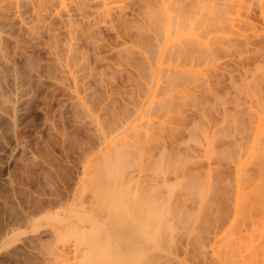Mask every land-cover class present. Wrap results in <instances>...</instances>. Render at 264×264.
Segmentation results:
<instances>
[{"label":"bare ground","instance_id":"bare-ground-1","mask_svg":"<svg viewBox=\"0 0 264 264\" xmlns=\"http://www.w3.org/2000/svg\"><path fill=\"white\" fill-rule=\"evenodd\" d=\"M1 1H3V0H1ZM12 1V0H11ZM10 1V2H11ZM14 1V0H13ZM51 1V0H50ZM53 1V0H52ZM58 0H56L55 2H57ZM60 1V0H59ZM58 1V2H59ZM65 1V0H64ZM71 2L73 1L74 2V0H70ZM76 1V0H75ZM87 2H88V0H86ZM115 1V0H114ZM113 1V2H114ZM132 1V0H131ZM130 0H128V2L126 3V4H128L129 2L130 3H132ZM135 1V0H134ZM137 1V0H136ZM143 1V0H142ZM142 1H140V2H142ZM146 2H147V0H145ZM150 0H148V2H149ZM154 1V2H153ZM156 1V2H155ZM172 1V0H171ZM178 0H176L175 1V3L177 4L178 2H177ZM182 1V0H181ZM185 1V0H184ZM184 1H182V2H184ZM187 1H190V0H187ZM195 1V0H194ZM194 1L193 0H191V2L192 3H194ZM197 1V0H196ZM202 1V0H201ZM204 2H205V0H203ZM209 1V0H208ZM211 1V0H210ZM214 1V0H213ZM217 1V3H218V0H216ZM220 1V0H219ZM222 1V0H221ZM227 1V0H226ZM233 0H229L228 2L232 5V2ZM240 1V0H239ZM242 1V3H243V1L244 0H241ZM241 1L239 2L241 5L240 6H245L246 4H250V2H252L251 0H250V2H249V0L247 1V3L246 2H244L245 4L244 5H242V3H241ZM246 1V0H245ZM260 1V0H259ZM259 1H258V3H259ZM263 1L264 0H261L260 2H262V3H259L260 4V7L259 8H257V9H261V12H260V14L262 15V13L264 14V10H263V8H264V3H263ZM8 2H9V0H8ZM9 2V3H10ZM78 2L79 1H77L76 3H77V5H78ZM85 2V1H84ZM91 2V1H90ZM94 2V1H93ZM99 2V1H98ZM111 2H112V0H111ZM121 2H123V1H121ZM124 2H126V0H124ZM139 1H137V2H133L134 4L135 3H138ZM152 2L154 3V4H156L157 2V5H156V7H158L157 9L158 10H156L155 11V9H154V11H153V6H151L152 4H150V3H148V4H146V6H145V3H144V1H143V5H144V10H143V7H141L142 8V11H145L147 8H148V11H147V14H148V18L146 19V20H150L151 19V21H152V19L153 18H155V16L157 17V16H159V15H161L162 17H164L162 20H164L165 21V19H166V22H167V25H163V24H160L159 23V25H161L160 26V28L163 30V31H161L162 33L161 34H164V29H163V27L164 28H166L167 30L168 29H170V31L168 30V31H166L168 34H169V32H171L172 33V31L174 30V27L173 26H175V25H173V24H170V26H169V16L171 15L170 13H173V12H170L169 10H171L172 8L174 9V7H172L173 5H171L170 6V4L172 3L173 4V2L174 1H172V2H170V0H152ZM191 2H184V3H186V7H187V4H188V6H189V4L191 3ZM200 2V1H199ZM212 2V1H211ZM235 2V1H234ZM237 2V1H236ZM235 2V3H236ZM253 2H255V4H258L257 2H256V0L255 1H253ZM252 2V3H253ZM2 3H4V2H2ZM6 3V2H5ZM4 3V4H5ZM13 3V2H12ZM65 3V2H64ZM81 3H83V1H81ZM81 3H80V5H81ZM89 3V2H88ZM107 2L105 1V4H106ZM108 3H110V1L108 2ZM115 3V2H114ZM179 3H181V2H179ZM183 3V4H184ZM192 3L190 4V7H192L193 5H192ZM196 3V2H195ZM203 3V2H202ZM206 3V2H205ZM205 3H203V6H202V4H197V7L199 6H202L203 8H205L204 7V4ZM223 1H222V5H223ZM251 3V4H252ZM13 4H16L17 5V9H15L13 12H8L7 13V11H5V12H3L4 11V8L3 9H1L2 7H3V5L2 4H0V9L1 10H3V11H1L0 12V159L1 160H4V161H2V163H0V172L1 171H5V177H4V179H3V184L5 185V189H8L7 191L8 192H10V194L11 195H13V197H14V199H16L17 200V203H16V205L18 204V209L19 210H17V207L16 208H14V209H16V210H12L13 209V207H11V205H10V207L12 208V209H10V207L8 208V207H6V205H8V204H2L4 207H6V213H7V215H9V216H14L15 217V219H16V221H17V226H20V225H26V228H27V225H30L31 226V234H30V236H28L27 238L25 237V239H23V240H21V242L20 243H22V242H24L23 244L24 245H26L27 243H31V245L33 244V243H35V245H37L40 241H41V243H45V242H47V241H54L55 243H56V241H58L57 243L59 244V242H61V243H63L62 241H64V243L65 242H69V241H72V242H74V246L75 247H77V249H78V246H81L82 245V247H80V249H78V250H84V252H82L83 253V258H79L80 259V262H77V263H79V264H148V262H145L146 260H145V258H148L149 256L148 255H150V254H148L149 252H147L146 250H148V249H146L145 248V246H144V244H142V242L143 243H145V242H147V245H149L148 243H152V246L150 247V249L151 248H153V249H151L152 250V252L154 251H156V250H159V244H160V242L161 241H205V240H211L212 238V240L213 241H224V242H228V241H230V239H231V242L233 241V236L231 235V236H226L227 238L225 239V234H229V233H225V234H223V236L222 237H224L223 239H220V237H218V236H216L217 234H218V232H220V230L219 231H217L216 230V226H217V224H218V219L220 218V217H218V219H216V217H215V213H217V212H213L212 214L214 215V217H215V219L214 218H212L213 216L211 215V218L213 219V221H211L212 219L210 218L209 219V217L206 219L208 222H209V224H208V222H203L204 221V219H205V217H206V215H204L203 214V216H205V217H203L202 216V213H204L205 211L206 212H208L207 210H211V208H213L214 207V203L215 204H218V196H217V198H216V196L214 197V198H216L217 199V203L214 201H212L213 203H212V205L213 206H211V204H210V208H209V204L208 203H206V202H203V200H204V197L205 196H208V194H209V196L210 197H212V195H216L215 193H217V191H216V189H214L216 192H212L211 190H212V188H211V184H213V181H212V179H211V184L210 185H208V183H209V179L207 180L208 181V183L206 184V185H208L209 186V189L208 188H206V189H208V193L206 192V194L207 195H205V193H204V197H201L202 198V202L205 204V206H201V205H203V203L202 204H199L198 206H200L199 208H202V207H204V208H206L207 210H203V211H201L202 213H201V215L199 214V212L198 211H200V209L198 210L197 209V207H196V199L198 198L199 199V201H200V196H195L196 197V199L194 198V197H192V198H194L195 199V201H190L191 200V198L188 196V195H190V196H192V194L194 193V191L193 190H195V192H198V195H200L199 194V191L200 190H202V192H203V189H200V187L198 186V183L201 181L202 182V178H201V176H200V181H198V179H197V177H199V176H194V171L196 170V169H194L193 171H192V169H191V171H192V173H193V176L195 177V178H193V176H192V179H191V176H188V175H190V174H188V173H191V172H189V171H187V172H185V171H183L185 168H186V166H188V164L191 162L192 163V161H190L187 165H185V168H184V160L186 159V158H184V160H183V157L184 156H186L188 153V155L190 156V154L192 153V151H191V153L190 152H188V153H186V150H185V154H184V152L183 153H181V151H183V150H180L181 148H179V147H181V146H179V147H177L176 145H175V143L173 144L174 146H176L177 147V149L178 150H180V153L181 154H183L184 156L180 159V160H183V167H181V168H183V170L180 168V166H179V168L177 167V168H175L176 166H177V164H179L178 163V160H179V156L181 157V155H179V153H178V156H177V158L176 159H178L177 161H176V159H175V161H176V163H174V162H172V163H170L171 162V160H170V162L168 161L170 158H168V160H167V158H164L163 156H164V153H166L167 152V155H169L168 153H169V151H166L165 152V150H163V153H162V151H160V149L159 148H161V146H159V148L157 149L158 151H160L161 152V154H163V156L161 155V160L163 161V159H165V160H167L166 161V163L168 162L169 163V166L171 165V164H173V165H171L172 167L175 165V170L176 169H181V174H180V177L181 178H183V180H187V181H178V179H179V173H178V171H180V170H176L177 171V173L174 171H172L173 172V174L172 175H174V176H172V175H170L169 176V178L170 177H172V179H173V177H175L173 180H174V182H173V184H171L172 183V181H169V182H171V183H168L167 181L168 180H170L169 178H166L165 177V173L164 172H167V174L169 175V172L172 170V168L171 167H169V166H167L168 165V163L167 164H165V161L164 162H161L160 161V163H158V165L159 164H165V166H162L161 165V169L159 168V170H158V168H157V170L158 171H156V175H157V178H162L161 180L159 179V182L160 181H162L163 182V184H161V182L159 183V182H157L158 181V179H157V181H155V182H157V183H155V184H157L156 185V187L153 185V187L155 188L154 189V191H153V188L151 187V189H152V193H154L155 191V193L156 194H152V196H151V194H150V192L149 191H147V192H149L148 194H149V196H151L152 198H153V201L151 200V199H149V196H148V194H147V199L146 200H148V201H152V204H151V207L149 208L150 210H146V213L144 214V215H142V213H144V211H139V215L141 214L142 216H140L141 218H137L136 216L138 215V214H136L137 213V211H131V210H133V207H131V204H132V199L130 200V198H132V197H136L137 198V193H139V190L137 191V189H136V187H135V189H136V191H137V193H134V194H136V195H134L133 193L132 194H130V192H132L133 191V189H134V187H132L131 188V186H130V184L129 183H127V185H126V187H123V185L124 184H126L125 182H123L124 184L122 185V179L124 178H127V177H125L124 175L125 174H122V173H126L127 171L128 172H130L129 170H130V168H129V170H127V171H125L124 169L127 167V165H126V163L128 162V159H130L129 161H130V163H132V161H133V159H136L137 158V156H136V154H134V153H138L139 154V152H136L137 150H138V148H144V147H141V145L140 146H135V145H138V141L136 142V143H134V145H129V143H128V148H127V146H126V142H129V141H132L131 143L133 144V140L131 139V140H129L128 139V141L127 140H125L122 136H121V128H122V126H124L123 125V123L125 124V122H123L122 123V120L123 119H125L126 117L124 116V118H123V114L125 113V115L127 116V115H129V114H126V113H128L127 111L125 112V109H127V108H125V106L127 105V104H125V106L123 105V103H125V102H123V100H125L126 102L129 100H126V99H124V98H122L123 97V93L125 92V89H126V87H122L124 84V79H121V77L122 78H124L123 77V73L125 72L126 73V71H127V73H128V70L130 71V69H128V70H126V68L125 67H122V65H123V61H125L126 59H123V58H125L124 57V55H123V53H125L126 51L125 50H123V49H125V48H122V46H121V48L122 49H120L119 48V46L121 45L119 42V40H121V38L119 39V34H116L117 36H114V37H117V38H114L115 40V42H117V41H119L118 43L120 44H118V45H116V43L114 42V44L116 45V46H118V48L120 49H116V46H112L111 45V48L112 47H114L115 48V50L112 48V50L110 49V44L108 45V44H106L107 46H109L107 49H110L108 52H110V55L112 54V56L111 57H113V59H111V60H108V57H109V54L107 53V59H106V56L104 55V54H106V53H102V51H103V49H105V46L103 45V44H105V43H108L109 41L108 40H103V36L101 35V31L99 30V28L101 29V27L100 26H98V25H100V24H102L103 26H104V23H105V25H106V21H107V18L105 17H102V15H101V17H102V19H100V18H98L97 17V15L95 16V17H90L89 18V16L87 15V8L88 7H90L89 5H88V7L86 6V4H84L85 6H79L78 7V9H77V12H79L78 14H73V12L72 11H70V9L68 10V8L66 9V8H64V12H63V15H61L62 13L61 12H59V10L57 11V10H55V9H57L56 8V4L54 3V2H49L48 0H44V1H36V0H22V1H18L17 3H13ZM73 4H75V2L73 3ZM98 5H99V3H97ZM102 4H104V3H102ZM112 4V3H111ZM110 4V5H111ZM119 4V3H118ZM117 4V5H118ZM122 4H124V3H122ZM125 4V5H126ZM139 5H141L140 3H138ZM182 4V6H184ZM207 4V3H206ZM211 4V3H210ZM216 4V3H215ZM226 3H224V5H225ZM230 4H226V6L227 7H230L229 5ZM2 5V6H1ZM6 5V4H5ZM7 5H8V3H7ZM10 5V4H9ZM9 5H8V7H9ZM12 5V4H11ZM69 5H71V4H68V6ZM76 5V4H75ZM114 5V4H113ZM130 5V4H129ZM138 5V6H139ZM175 5V4H174ZM179 5V4H178ZM181 5V4H180ZM196 5V4H195ZM195 5L193 6V7H195ZM208 5H209V3H208ZM212 6H213V4H211ZM219 7L218 8H220V2H219ZM235 5V4H234ZM237 5V4H236ZM235 5V6H236ZM239 5V4H238ZM14 6V5H13ZM12 6V7H13ZM59 6H60V4H59ZM63 6V5H62ZM61 6V7H62ZM74 6V5H73ZM107 6H109V5H107ZM123 7H125L124 5H122ZM132 6L133 5H131V8H132ZM135 6H136V4H135ZM169 6L170 7H172L171 9L169 8ZM177 6V5H176ZM182 6H179V8L180 7H182ZM210 6V5H209ZM215 6V5H214ZM225 6V7H226ZM235 6H231V8L232 7H235ZM247 6V5H246ZM245 6V7H246ZM248 6H250V5H248ZM247 6V7H248ZM253 6V5H252ZM8 7H7V9H8ZM11 7V6H10ZM11 7V8H12ZM64 7V6H63ZM66 7H67V5H66ZM120 7H121V4H120ZM128 7V6H127ZM137 7V6H136ZM135 7V8H136ZM147 7V8H146ZM155 7V6H154ZM155 7V8H156ZM186 7H182L181 9H182V11H183V9L184 8H186ZM190 7H189V10H188V12L190 11V10H192V9H190ZM208 7V6H207ZM226 7V8H227ZM11 8H9V9H11ZM71 8V7H70ZM111 8V7H110ZM110 8H108L107 7V11H108V9H110ZM126 8V7H125ZM150 8V9H149ZM188 8V7H187ZM201 8V7H200ZM202 8V9H203ZM214 9L215 8H217V7H213ZM217 8V9H218ZM225 8V9H226ZM231 8L229 9V11L228 10H226V13L227 14H229L230 13V16L232 17V12L231 11H233V10H231ZM235 8H237V7H235ZM239 8V7H238ZM241 8V7H240ZM249 8H251V10L250 11H257V10H252V7L250 6ZM253 8H254V6H253ZM256 8V7H255ZM13 9V8H12ZM61 9V8H60ZM63 9V8H62ZM62 9L60 10V11H62ZM73 9V8H72ZM102 9H105L104 7L102 8ZM101 9V12L102 11H104L105 12V10H102ZM117 9V8H116ZM130 9V8H129ZM138 9V8H137ZM172 9V10H173ZM202 9H201V11H199V14L201 13V14H203L202 13ZM208 9V8H207ZM220 9H222V7L220 8ZM220 9H219V11H220ZM228 9V8H227ZM6 10V9H5ZM113 10V9H112ZM115 10V9H114ZM120 10V12L118 13V19L120 18V19H122L123 17H125L124 15L122 16V12H124L125 13V11H127V10H125V9H123V10H121V9H119ZM134 10V9H133ZM139 10V9H138ZM174 10H176V9H174ZM178 10V9H177ZM184 10H186V9H184ZM198 10V9H197ZM211 10H213V9H211L210 8V11H206V9H205V11H206V13H208V15L209 16H213L214 18L216 17V18H218V16L219 15H217L216 14V16H214L212 13H214V11L213 12H211ZM224 10V9H223ZM242 10H247L246 12H248L249 11V9H243V8H241V10H239V11H242ZM9 11V10H8ZM93 11V10H92ZM131 11V10H130ZM129 11V13H132V12H130ZM141 10H139V13L138 14H141V12H140ZM179 11V10H178ZM193 12H194V10H192ZM204 11V12H205ZM238 11V12H239ZM244 11H242L241 12V14L242 13H244ZM100 12V11H99ZM111 12V11H110ZM180 12H181V10H180ZM179 12V13H180ZM184 12V11H183ZM195 12H196V10H195ZM198 12V11H197ZM197 12H196V14H197ZM216 13H217V11H215ZM221 12V11H220ZM219 12V13H220ZM223 12V11H222ZM229 12V13H228ZM74 13H76V12H74ZM95 13V12H94ZM109 13V12H108ZM113 13H115V12H113ZM135 13V12H134ZM137 13V12H136ZM145 13H146V11L145 12H142V15L144 16L145 15ZM158 13V14H157ZM190 13V12H189ZM189 13H188V15H189ZM205 13V14H206ZM225 13V14H226ZM234 13V12H233ZM255 13V12H254ZM93 14V13H92ZM98 14V13H97ZM102 14H103V12H102ZM110 14H112V12L111 13H109V15ZM127 14V13H126ZM157 14V15H156ZM184 15L183 16H186V18H188L187 20L189 21V22H191L192 21V19H190L189 20V17H187V14H186V12L185 13H183ZM193 14V13H192ZM223 14V13H222ZM232 14V15H231ZM240 13H238V15H239ZM240 14V15H241ZM247 14V13H246ZM246 14H244V15H246ZM250 14H252V13H248V16H249V18H245V19H251L250 18ZM114 15V14H113ZM136 15L137 14H135V17L134 16H132V14H131V16L132 17H134V18H136ZM141 15V16H142ZM177 15V14H176ZM190 15H191V13H190ZM207 15V14H206ZM220 15H221V13H220ZM239 15V16H240ZM252 15H254L255 16V14H252ZM257 15V14H256ZM100 16V15H99ZM104 16H105V14H104ZM108 16V15H107ZM111 16V15H110ZM129 16V15H128ZM138 16V15H137ZM143 16H142V19H144V18H146V16H144V18H143ZM172 16V19L173 20H175L174 18H173V16L175 17V14L174 15H171ZM171 16H170V19H171ZM192 16V15H191ZM190 16V17H191ZM199 16V15H198ZM236 16V15H235ZM239 16H238V18H239ZM258 16V15H257ZM260 16V15H259ZM139 18H141L140 16H138ZM137 17V18H138ZM149 17H151L150 19H149ZM180 17H182V15H180ZM194 17H196V18H194ZM204 17V16H203ZM223 17H225V19H226V17H227V19L229 18L228 16H222V18ZM230 17V18H231ZM241 17V16H240ZM244 17V16H243ZM243 17H241V18H243ZM252 17V16H251ZM263 17V16H262ZM110 19H112L111 17H109ZM126 18V17H125ZM131 18V17H130ZM133 18V19H134ZM176 18V20H177V16L175 17ZM179 18V17H178ZM182 18H185V17H182ZM193 21H195L196 20V22L199 20V18L197 17V16H194L193 15ZM202 18V17H201ZM201 18H200V20H201ZM206 18V17H205ZM209 19H210V17H208ZM212 18V17H211ZM219 18H220V16H219ZM218 18V19H219ZM105 19H106V21H105ZM124 19V18H123ZM123 19H122V22H124L123 21ZM129 19V18H128ZM132 19V18H131ZM141 19V20H142ZM155 19H157V18H155ZM180 19L181 18H179V22L177 23L176 22V20H175V22H174V24L175 23H177V24H179L180 25ZM218 19H216L217 21H215V22H217L218 23ZM224 18L222 19L223 20V24H228L229 26H230V24L232 23V22H230L229 21V19H228V23H227V21L225 22L224 20H225ZM254 19V18H253ZM256 19V18H255ZM261 19V18H260ZM109 20V19H108ZM116 20V19H115ZM136 20V19H135ZM134 20V21H135ZM145 20V19H144ZM154 20V19H153ZM158 20V19H157ZM157 20H155V21H153V22H156ZM185 20V19H184ZM203 20H205V19H203ZM212 20V19H211ZM210 20V21H211ZM230 20H232V19H230ZM238 20V19H237ZM236 20V21H237ZM242 20V19H241ZM244 20V19H243ZM252 20V19H251ZM263 20V19H262ZM118 21V20H117ZM129 22H130V20H128ZM137 21V20H136ZM163 21V22H164ZM183 21V20H182ZM202 21V20H201ZM200 21V22H201ZM220 21H221V19H220ZM246 21V20H245ZM255 21V20H254ZM264 21V20H263ZM262 21V22H263ZM111 22H113V21H111ZM119 22H121V21H119ZM121 22V23H122ZM126 22V21H125ZM124 22V23H125ZM133 22V21H132ZM138 22V21H137ZM141 22V21H140ZM147 22V21H146ZM146 22H144V24L146 23ZM150 22V21H149ZM148 22V23H149ZM160 22L162 23V21H161V19H160ZM187 22V21H186ZM186 22H184V23H186ZM200 22H198V23H200ZM242 22H244V21H242ZM252 22V24H253V26H255V25H257V24H255L254 25V23H253V21H251ZM250 20H249V22L247 21L246 23H248V25H250ZM118 23V22H117ZM127 23L128 22H126V28H133V27H130L129 25H127ZM135 23V22H134ZM139 23V22H138ZM137 23V24H138ZM143 23V22H142ZM142 23L140 24L139 23V26L141 25L142 26ZM152 23V22H151ZM151 23H149V24H151ZM156 23H158V22H156ZM165 23V22H164ZM170 23H172V20H171V22ZM184 23H183V26H184ZM192 23H194V22H192ZM198 23H196V24H198ZM205 23H208L207 21L205 22ZM211 23H213V22H211ZM221 23V22H220ZM238 23H239V20H238ZM237 23V24H238ZM256 23V22H255ZM264 23V22H263ZM120 23H118V27L120 26L121 27V29H122V26L124 25H122V24H120ZM129 24V23H128ZM136 24V23H135ZM149 24H147V25H149ZM154 25H157V26H155V28H159V25L158 24H155V23H153ZM182 24V23H181ZM189 25V23L187 22L186 23V26H188ZM209 24V23H208ZM223 24L221 25L222 27H223ZM240 24H241V22L238 24L239 25V27H240V30H241V26H240ZM112 25H113V23H112ZM122 25V26H121ZM133 25V24H132ZM163 25V26H162ZM172 25V26H171ZM192 25H193V27H192ZM191 25V27H192V30H194L195 28V23L194 24H192ZM199 25V24H198ZM205 25H207V24H205ZM211 25V24H210ZM212 25H214V24H212ZM232 25H235V23H233ZM248 25H246V26H248ZM261 25V24H260ZM107 27H108V25H106ZM111 26V25H110ZM129 26V27H128ZM134 26V25H133ZM136 27H137V25H135ZM145 26H146V24H145ZM152 26V24L149 26L150 27V29H152V28H154V26L153 27H151ZM177 26V25H176ZM200 26H201V28H202V25L200 24ZM209 26V25H208ZM225 26V25H224ZM227 26V25H226ZM243 26H245V24L243 25ZM105 27V26H104ZM103 27V28H104ZM106 27V29H108ZM123 27H125V26H123ZM135 27V28H136ZM170 27V28H169ZM180 27V26H179ZM178 26L177 27H175V30L173 31L174 33H175V36L177 35V33L179 34L180 33V31H181V33L183 32V31H186L188 28H189V26H188V28L186 29V30H183L184 28L182 27V25H181V30L180 29H178L177 30V28H179ZM198 27V26H197ZM196 27V31H193V32H198V30H199V27L197 28ZM217 27V30H214L215 28ZM214 29H213V26L211 27V28H209V29H212L213 31H219V29H220V31H221V27L219 26V23H218V26H216ZM231 27V26H230ZM238 27V26H237ZM239 27L236 29V27H234V29H236V30H238L239 29ZM250 26H248V28H249ZM113 28V27H112ZM114 28H115V25H114ZM113 28V29H114ZM138 28V27H137ZM142 28H146L147 29V26L146 27H142ZM154 28V29H155ZM201 28H200V30H201ZM205 28H206V26H205ZM225 28H227V27H225ZM224 28V29H225ZM248 28H244V27H242V29H245V30H247ZM112 29V30H113ZM116 29V28H115ZM114 29V30H115ZM120 29V30H121ZM150 29H147V30H150ZM165 29V30H166ZM207 29V28H206ZM223 29V30H224ZM229 29V28H228ZM233 29V27H231V32L233 33V31H234V33L233 34H235V32H236V30H232ZM250 30H252L251 29V27L249 28ZM113 30V31H114ZM119 30V29H118ZM124 30V29H123ZM122 30V31H123ZM126 30V29H125ZM131 30V29H130ZM136 30L137 29H135L134 31L136 32ZM147 30H145V31H147ZM153 30V29H152ZM158 30V29H157ZM160 30V29H159ZM158 30V31H159ZM172 30V31H171ZM178 31V32H175V31ZM180 30V31H179ZM191 30V29H190ZM205 30V29H204ZM211 30V33L213 32ZM261 30V29H260ZM264 30V29H263ZM263 30H261V31H263ZM140 31H143L142 29L140 30ZM158 31H157V33H158ZM202 31V30H201ZM219 31V32H220ZM227 31V30H226ZM229 31V30H228ZM227 31V32H228ZM242 31V30H241ZM241 31H240V33H241ZM102 32H103V30H102ZM110 32V31H109ZM115 32V31H114ZM113 32V33H114ZM130 31H128V33H129ZM133 32V31H132ZM155 32H156V30H155ZM160 32V31H159ZM190 32H192V31H190ZM200 32V31H199ZM209 32V30L205 33V32H201L200 33V35H201V38H206V36L205 35H207V33ZM223 32V31H222ZM224 32H225V30H224ZM231 32H228V34H225V37H226V35H230L229 37L227 36V38H231V35H232V33ZM246 32H249V30L248 31H246ZM252 32H253V30H252ZM255 32H256V35H255V39L257 38V34H259L256 30H255ZM116 33H118V31L116 32ZM123 34L125 33V32H122ZM131 33V32H130ZM134 33V32H133ZM137 33H138V35L140 34L141 35V33L140 32H138L137 31ZM142 33H144V32H142ZM149 34H150V32H148ZM147 33V34H148ZM153 33H154V31H153ZM152 33V35L150 34L149 36L152 38V36L153 35H156V34H153ZM203 33L205 34V35H203ZM216 33V32H215ZM215 33H214V35H215ZM230 33V34H229ZM250 33V32H249ZM249 33H247V34H249ZM103 34V33H102ZM125 34H127V32L125 33ZM145 34H146V32H145ZM144 34V35H145ZM160 34V33H159ZM219 34H221V33H219ZM247 34H246V36L244 35V34H241V35H244V40H243V36H241L240 34H239V30L237 31V36L238 35H240V36H238V37H241V38H239L240 40H243L244 42H245V37H248L247 36ZM253 34V33H252ZM261 34V33H260ZM259 34V35H260ZM263 35H264V33H262ZM262 34L260 35V36H262ZM115 35V34H114ZM122 35V34H121ZM129 35V34H128ZM133 36H134V34H132ZM143 35V36H144ZM165 36H166V34H164ZM174 34L172 33V34H169V37L170 36H172V37H174L173 36ZM190 35V36H189ZM189 35H186L187 37V42L190 40V39H194L195 41H197L196 40V38H195V36H193L192 34H189ZM191 35L193 36V37H191ZM200 35H197V36H199V38H200ZM202 35H203V37H202ZM208 35H210V34H208ZM208 35H207V37H208ZM223 35V34H222ZM250 35L251 34H249V37H250ZM254 35V34H253ZM258 35V36H259ZM132 36V37H133ZM159 36V35H158ZM168 36V35H167ZM180 36H182L181 34H180ZM188 36L190 37V38H188ZM205 36V37H204ZM211 36V35H210ZM209 36V38H211ZM252 36V35H251ZM259 36V37H260ZM122 37V36H121ZM136 37V36H135ZM142 37V36H141ZM162 37H164V36H162ZM162 37H159V38H162ZM168 37V38H169ZM184 38H185V36H183ZM182 37V38H183ZM223 37V36H222ZM224 37V39H222L221 37L219 38V36L217 35V37H214L213 36V40H214V38H219L220 40L219 41H217V42H221V41H223V40H227V38H225ZM238 37H234V35H233V37L232 38H238ZM263 37V36H262ZM262 37H260V38H262ZM108 38V37H107ZM110 38V37H109ZM112 38V37H111ZM155 38V37H154ZM159 38H157L156 37V39H158V42H160V40H159ZM168 38H166L167 40H168ZM209 38H208V41L210 42V46H208V41L206 42L207 43V46L211 49V43L213 42H211V40H209ZM251 38V37H250ZM254 38H252V39H254ZM117 39V40H116ZM126 39V38H125ZM133 39V38H132ZM135 39V38H134ZM133 39V40H134ZM138 39V38H137ZM140 39V38H139ZM139 39H138V41H139ZM144 39V38H143ZM145 39H147L146 40V42L148 41V38H145ZM170 39V38H169ZM172 39V38H171ZM197 39H198V37H197ZM222 39V40H221ZM251 39V40H252ZM263 39V38H262ZM110 40V39H109ZM127 40H128V38H127ZM133 40H132V42H133ZM153 40V39H152ZM162 40H163V38H162ZM182 40H184V39H182ZM182 40H180V41H182ZM202 40H204V39H202ZM207 40V39H206ZM229 40V39H228ZM228 40H227V42H228ZM231 40H233V39H231ZM237 40V39H236ZM247 40H249V38H247L246 39V41ZM251 40H249V42L251 41ZM104 41H107V42H104ZM126 41V40H125ZM124 41V42H125ZM140 41H141V39H140ZM140 41H139V43H140ZM143 41V40H142ZM154 41V40H153ZM152 41V42H153ZM185 41V40H184ZM192 41V40H191ZM189 42V44L191 45V43L192 42H194V41H192V42ZM216 41V40H215ZM214 41V42H215ZM257 41H259V39L257 40ZM255 42V43H257V44H259L258 42ZM104 42V43H103ZM130 42V41H129ZM149 42V41H148ZM151 41H150V43H147L148 45H150L151 43H152ZM162 42V41H161ZM160 42V43H161ZM198 42H199V40H198ZM197 42V43H198ZM216 42V43H217ZM227 42H225V45L227 46ZM237 44H239V41L237 40ZM111 43H112V41H111ZM123 43V42H122ZM128 43V42H127ZM139 43L137 42L136 44H138V46H136V47H139L140 48V50H142V48L144 47V46H146V45H143V47L141 48V46H142V44H140L139 45ZM143 43V42H142ZM155 43V42H154ZM154 43H152L153 45H154ZM174 43V42H173ZM173 43H171L172 45H173ZM182 44H183V42H181ZM180 43V44H181ZM202 43V42H201ZM200 42H199V45L201 44ZM206 43H204V44H206ZM216 43L214 44V46L216 45ZM223 43V42H222ZM227 43V44H226ZM230 43H232V42H230ZM235 43H236V41H235ZM247 43V42H246ZM245 43V44H246ZM250 43H252V42H250ZM254 43V44H255ZM261 43V42H260ZM113 44V43H112ZM126 44V43H125ZM150 45V48H151V46H153V45ZM170 44V45H171ZM175 44H177V45H179L178 44V42H175ZM188 44V43H187ZM188 44V45H189ZM193 44V43H192ZM194 44H196V43H194ZM193 44V45H194ZM224 44V43H223ZM223 44H221L220 43V45H223ZM237 44H235L236 45V48H237ZM242 44V43H241ZM240 44V45H241ZM247 44H249V43H247ZM253 44V43H252ZM123 45V44H122ZM146 46V48L147 47H149V46ZM171 45V46H172ZM176 45V46H177ZM186 46V48L188 49L189 48V46ZM196 45H198V44H196ZM202 45V44H201ZM212 45H213V43H212ZM218 45H219V43H218ZM218 45H216L217 46V48L218 47H220V46H218ZM232 45H234V44H231L230 45V47L232 48V52H233V48L235 49V47H233ZM261 45V44H260ZM106 46V47H107ZM127 46V45H126ZM155 49L157 48V45H156V43H155ZM169 46V45H168ZM175 46V45H174ZM183 46H185V43H184V45ZM192 46V45H191ZM225 46V47H226ZM251 44H250V48H251ZM128 47V46H127ZM126 47V48H127ZM154 47V46H153ZM170 47V46H169ZM180 47V46H179ZM201 47V46H200ZM222 47V46H221ZM221 47L219 48V49H217L218 50V52H226V49L225 48H223V49H225V50H223V49H221ZM228 47V46H227ZM242 47H245V45L243 46V44H242ZM240 48V49H242L243 50V48ZM248 47V46H247ZM246 47V48H247ZM252 47H254V46H252ZM261 48L262 47H264V46H260ZM132 48V47H131ZM145 48V47H144ZM145 48V49H146ZM184 48V47H183ZM192 48V47H191ZM190 48V49H191ZM204 48V46L203 47H201V49H203ZM209 48L207 49L208 51H209ZM245 48V50H246V52H247V49ZM249 48V47H248ZM107 49H105V51H107ZM128 49H129V47H128ZM144 49V50H145ZM153 48H151V50H152ZM153 50V51H156V50ZM173 49V48H172ZM175 49V48H174ZM180 49H181V47H180ZM179 49V51L181 52V50ZM195 49V50H194ZM196 47L195 46H193V48L191 49L192 50V53H193V51L195 52L196 51ZM200 49V48H199ZM199 49H197V51L199 50ZM205 48H204V50H206ZM216 49L214 48V50L216 51ZM252 49H256V46H255V48H251V51L253 52V50ZM259 48H258V46H257V49L256 50H258ZM264 49V48H263ZM262 49V50H263ZM124 51L123 53H122V51ZM133 51V50H135V49H129L128 50V52L129 51ZM137 50V49H136ZM135 50V51H136ZM146 50H148L149 51V49H146ZM166 50H167V47H166ZM184 50H185V48H184ZM183 50V52L185 53V51ZM204 50H200V51H204ZM213 50V47H212V52L214 51ZM231 51V49L229 48L228 50H227V52L228 51ZM238 50V51H237ZM237 50L235 49V51H234V53H233V55H234V57L235 56H237V55H239V54H237L238 52H239V46H238V48H237ZM261 50V51H262ZM138 51V50H137ZM153 51H151L150 52V54L151 55H153L154 53H153ZM170 51V50H169ZM173 51V50H172ZM176 51H178V49L176 50ZM199 51V52H200ZM229 51V52H230ZM244 51V50H243ZM248 51H250V49L248 50ZM250 51V52H251ZM260 53H261V55H262V52L260 51V49L258 50ZM264 51V50H263ZM157 52V51H156ZM173 52H175V51H173ZM172 52V53H173ZM180 52L178 53L179 55H182L183 57L181 58V59H183V61H184V58H185V60L187 59V54L185 55L184 53L183 54H180ZM190 51H188V53H189ZM206 52V51H205ZM205 52H204V54H205ZM218 52H215V54H217ZM250 52H247V53H250ZM256 52V51H255ZM258 52V53H259ZM131 53V52H130ZM133 53H135V52H133ZM132 53V54H133ZM144 53H145V51H144ZM149 53V52H148ZM148 53H146L147 54V57H148V55H150V54H148ZM165 53V52H164ZM172 53H171V56H172V58L175 60L176 59V53H174L173 55H175V58L173 57V55H172ZM187 53V52H186ZM202 53V52H201ZM210 53V52H209ZM235 53L237 54V55H235ZM240 53V56H242V54H241V52H239ZM257 53V52H256ZM255 53V55H257ZM260 53H259V55H260ZM139 54H141V53H136V56L137 57H139V58H137V59H140V55ZM177 54V55H178ZM200 54V53H199ZM203 54V55H204ZM213 54V53H212ZM225 53H223V56H225L224 55ZM232 54V53H231ZM253 54V53H252ZM252 54H250L251 55V57L250 58H252V56H253V58H255L256 56L255 55H252ZM126 55V54H125ZM129 55H131V54H128V56ZM135 55V54H134ZM150 55V56H151ZM155 55V54H154ZM191 55V54H190ZM194 55L196 56L194 59H198L199 58V56H198V52L197 53H194ZM193 55V56H194ZM201 55V54H200ZM203 55L201 56V57H203ZM207 55H208V53H207ZM211 55V54H210ZM214 55V54H213ZM229 56H231L230 55V53L228 54ZM232 55V56H233ZM243 55H244V53H243ZM249 55V54H248ZM249 55V56H250ZM258 55V56H259ZM260 55V56H261ZM43 56V57H42ZM127 56V57H128ZM136 56H135V58H136ZM169 56H170V54H169ZM198 56V57H197ZM226 56H227V54H226ZM225 56V57H226ZM240 56H237L238 58L240 57ZM255 56V57H254ZM259 56V58H261ZM264 56V55H263ZM14 57H16V58H14ZM141 57H143V55L141 56ZM145 57H146V55H145ZM152 57V56H151ZM150 57V58H151ZM164 59H163V61H165V59H166V56H165V54H164ZM178 58L176 59L177 60V65H179V64H182V62L179 60V56H177ZM192 57V56H191ZM218 57V56H217ZM216 56H215V58H217ZM244 57H246V55H244ZM248 57V56H247ZM246 57V58H247ZM13 58L15 59V60H13ZM131 58V56L129 57V59ZM135 58H134V60H135ZM150 58H148L149 60H150ZM153 58V57H152ZM171 58V57H170ZM193 58V57H192ZM204 58V57H203ZM213 58H214V56H213ZM214 58V59H215ZM233 58V57H232ZM236 58V57H235ZM235 58H233V59H235ZM247 59V61L249 62V60L251 61L252 60V62H253V58L252 59ZM264 58V57H263ZM262 58V59H263ZM20 61L19 63L18 62H15L14 63V61ZM142 59H144V57L142 58ZM168 59V58H167ZM189 59V58H188ZM188 59L186 60L187 62H188ZM208 60L207 62H209V60H211V59H208V57L206 56L205 57V59H203L204 61L205 60ZM218 59V58H217ZM226 61H228L229 59L226 57ZM245 59V58H244ZM243 59V60H244ZM257 59V58H256ZM109 61V63H111L112 64V62H113V64H112V68L108 65L109 63L107 62V61ZM113 60V61H112ZM128 60V59H127ZM130 60H132V58L130 59ZM154 60V59H153ZM170 60V59H169ZM174 60H171L172 62L174 61ZM190 60L192 61V62H195V61H193L191 58H190ZM200 60V61H199ZM220 60V59H219ZM231 60V59H230ZM259 60V59H258ZM111 61V62H110ZM139 60H136V62L135 63H133V64H139L140 63V65L139 66H141V62L143 61H141V62H138ZM166 61H168V60H166ZM190 61V62H191ZM198 62H201V58H199L198 60H197ZM212 61V60H211ZM217 61V60H216ZM221 61V63L223 64V61H224V59L223 60H220ZM239 61H240V63H242V59L240 58L239 59ZM254 61H256V60H254ZM263 61H264V59H263ZM262 61V62H263ZM132 62H133V60H132ZM144 62H146V61H143L142 63L143 64H145ZM151 62V61H150ZM153 62V61H152ZM151 62V63H152ZM230 61H228V63H229ZM258 62H260V61H258ZM16 63H18V64H16ZM160 63H163V62H160ZM168 64H169V61L167 62ZM166 63V64H167ZM175 63V62H174ZM176 63L174 64V65H176ZM214 63H216L215 61H214ZM231 63V66H233L232 65V63L234 64V60H233V62L231 61L230 62ZM243 63H245V65H247L246 64V62H243ZM250 64H251V62H249ZM248 63V64H249ZM124 64H126L125 62H124ZM165 64V63H164ZM184 64H186V62L184 61L183 62V65ZM193 64V63H192ZM197 62H196V66H197ZM201 64H203V61L201 62ZM207 64V63H206ZM206 64H203V65H206ZM208 64H212V66L214 65L213 63H208ZM207 64V65H208ZM260 64V63H259ZM258 64V65H259ZM131 65H132V63H131ZM147 65V64H146ZM145 65V66H146ZM154 65V64H153ZM152 65V66H153ZM161 65V64H160ZM216 65H220L221 66V64H219V63H217V64H215V66H214V68L215 67H217V70H218V66H216ZM224 65V64H223ZM228 66H229V64H227ZM235 65H237V64H234V67H235ZM239 65V64H238ZM243 65V64H242ZM260 65H264V62H263V64L261 63ZM125 66V65H124ZM127 66V65H126ZM128 66H130V65H128ZM145 66H141V68H144ZM179 66H182V65H179ZM185 66V65H184ZM186 66H189V62H188V65H186ZM192 66V65H191ZM191 66H189V67H191ZM198 66H199V64H198ZM219 66V67H220ZM137 69H138V71H139V69H141L140 67L138 68V66H135ZM147 67V66H146ZM193 67H195L194 65H193ZM200 67V66H199ZM225 67V66H224ZM237 67V66H236ZM257 67V66H256ZM264 67V66H263ZM122 68H125L124 70H126V71H124ZM129 68H133V66H131V67H129ZM192 68V67H191ZM213 68V67H212ZM229 68V67H228ZM134 69V68H133ZM137 69H136V72H138L137 71ZM147 69V68H146ZM149 67H148V71L147 72H149ZM165 71H166V69L165 68H163ZM189 69V68H188ZM207 69H208V67H207ZM216 69V68H215ZM225 69H226V67H225ZM224 68L222 69V71L223 70H225ZM231 69H233L232 67H231ZM231 69H229V71L231 70ZM132 70V69H131ZM142 70V69H141ZM160 70H162V68L160 69ZM163 70V72L162 71H159V72H161V74L163 75L164 73H165V71ZM179 69H177V71H178ZM185 70L186 69H184V72H185ZM202 70H205L206 71V69L204 68V69H202ZM202 70H197V71H193V72H199V73H201L202 72ZM212 70L213 69H211V72H212ZM124 71V72H123ZM135 71V70H134ZM134 71H132V72H134ZM144 71V72H143ZM143 71H141L142 72V75L140 74V77L141 76H143V73H145L146 74V72H145V70H143ZM151 69H150V72H149V75H150V73H151ZM169 71V73H168V75L169 74H171V72H172V70H171V72H170V69L168 68V70H167V72ZM174 71H175V69H174ZM205 71L204 72H202L201 74L202 75H204L203 73H205ZM214 71V70H213ZM228 71V69L226 70V72ZM234 71V70H233ZM123 72V73H122ZM140 72V73H141ZM184 72L182 71V73H183V75H184ZM207 72V71H206ZM208 72H209V69H208ZM210 72V75L211 76H213V74ZM231 72V71H230ZM235 72V71H234ZM251 72V71H250ZM121 73H122V76H121ZM124 73V74H125ZM129 73H131V72H129ZM178 73V72H177ZM191 73V72H190ZM190 73H188V75L190 74ZM198 73V74H199ZM215 73H216V70H215ZM218 73H219V75H218ZM218 73L216 74V75H218V76H222V75H220V73L221 72H219V70H218ZM224 74H227V77H229V75H228V73H225V72H223ZM246 74V70H245V72L243 71V74L242 75H245ZM249 72L247 71V74H248ZM133 74H136V73H133ZM192 74L193 73H191V76H192ZM200 74V75H201ZM208 74V76H209V73H207ZM236 74V73H235ZM235 74H234V76H235ZM126 75V74H125ZM129 75V74H128ZM128 75H126L127 77H128ZM138 75V74H137ZM148 75V74H147ZM180 75V74H179ZM178 75V76H179ZM181 76V78H183L184 76ZM187 75V74H186ZM205 75H206V73H205ZM204 75V76H205ZM167 76V75H166ZM165 76V77H166ZM171 76V75H170ZM169 76V77H170ZM175 76H177V75H175ZM190 75L188 76V77H191ZM196 76V75H195ZM207 76V78H209ZM218 76H216V77H218ZM225 75H223V77H224ZM233 76V75H232ZM234 76H233V80L235 81V78H234ZM136 77H139V75L138 76H136ZM136 77H134L133 75H132V73H131V75H129V81H130V83L132 84L133 83V85H135L136 86V84L138 83V82H140V81H137V80H140V79H137ZM144 77V76H143ZM143 77H142V79H143ZM150 77L152 78V74L150 75ZM163 77V76H162ZM168 77V78H169ZM173 77V76H172ZM192 77H194V75L192 76ZM197 77V76H196ZM214 77H215V75H214ZM227 77H225V78H227ZM167 78V79H168ZM173 78H175V77H173ZM181 78L179 77H176V79H180L181 80ZM195 78V77H194ZM197 78H199V77H197ZM201 78V77H200ZM205 79H206V77H204ZM212 78V77H211ZM222 78V77H221ZM224 78V79H225ZM230 78H231V73H230ZM141 79V80H142ZM148 79V78H147ZM147 79H145L144 78V80L146 81ZM164 79V81H165V78H163ZM162 79V80H163ZM187 80L189 79V78H186ZM186 79H182L183 81H184V83H186L187 81H185ZM202 79H203V77H202ZM210 79V78H209ZM223 79V80H224ZM148 80H151L150 78L148 79ZM147 80V81H148ZM181 80V81H182ZM190 80V79H189ZM191 80H193L192 78H191ZM198 79H196V80H194V82L195 81H197ZM207 80V79H206ZM206 80H204V81H206ZM213 79H211V81H212ZM217 82L215 83V85L216 84H218V88H219V83H221V82H219V79L217 78ZM230 80H232V79H230ZM123 81V82H122ZM128 81V82H129ZM132 81V82H131ZM146 81V82H147ZM172 82H175L174 83V85H179L180 86V88L178 89V87H177V89L175 90V88H173L174 86H172L173 85V83L172 82H170L169 80H168V82L167 81H165L164 83H166L167 82V87H169L170 86V84H171V91H173V90H175V91H177V92H175V91H173V92H175V93H171L173 96H174V94H175V99L177 98L178 99V97H176L177 95H178V93H180V89H181V86H182V84H184L183 82H181V81H179V84L177 83V80H171ZM199 81V80H198ZM202 81L203 80H201V82H197V85H198V87L200 86V83H201V86H202ZM208 81L209 80H207L206 81V83L208 84ZM211 81L209 82V83H211ZM214 81V80H213ZM225 81V80H224ZM234 81H229V79H228V82H230V84L229 85H231L232 83H234ZM127 82V80H126V83H128ZM170 82V83H169ZM190 84L192 83L191 81H188ZM188 82H187V84H188ZM219 82V83H218ZM232 82V83H231ZM125 83V84H126ZM149 83V82H148ZM148 83H146V86L148 85ZM180 83H181V85H180ZM205 83V84H206ZM129 84V83H128ZM140 84V83H139ZM158 84H160V86L158 85V87H161V89L163 88L161 85H163V82H161V79H160V81H159V83ZM169 84V85H168ZM187 84H186V86H187ZM196 83H194V85H195ZM212 84V86H211V88H213V89H217L218 90V88L216 87H214L213 85H214V83L212 82L211 83ZM225 84V83H224ZM236 84V83H235ZM235 84H233V85H235ZM142 87L143 86H145V85H143L142 83L140 84ZM149 85H150V83H149ZM185 85V84H184ZM192 85H193V83H192ZM193 85V86H194ZM197 85H196V88H197ZM203 85H204V83H203ZM209 85V84H208ZM124 86H126V85H124ZM139 86V85H138ZM165 86V87H166ZM186 86H183V87H186ZM188 86H189V84H188ZM187 86V87H188ZM193 86H191V88L193 87ZM221 86V85H220ZM232 86V85H231ZM131 87V86H130ZM134 87V86H133ZM157 87V86H156ZM164 87V88H165ZM222 87V86H221ZM128 88V87H127ZM132 88V87H131ZM173 88V89H172ZM190 88V89H191ZM200 88V87H199ZM202 88H203V86H202ZM209 88H210V86H209ZM208 87L207 88H205L204 87V90L205 89H209ZM124 89V90H123ZM149 89V88H148ZM148 89H145L144 88V90L146 91V90H148ZM170 89V88H169ZM169 89H168V91H166V92H168V93H170V91H169ZM185 90H183V91H187V93L188 94H185V96L187 97V96H189V87H188V90H186L187 88H184ZM192 89H194L195 90V86L192 88ZM128 89H126V91H127ZM130 90V89H129ZM163 90V89H162ZM162 90H156L155 89V92L157 91V95L156 96H160V95H162L163 94V96H164V93H161L160 94V92L162 91ZM178 90H179V92H178ZM201 91H203V89H200ZM199 89H197V90H195V91H193V93L195 92V93H197L196 91H199V92H201ZM212 90V89H211ZM219 90H220V88H219ZM130 91H132V90H130ZM141 91H142V89H141ZM144 91V93H146ZM160 91V92H159ZM192 91V90H191ZM208 91H210V90H207V92ZM213 91V90H212ZM212 91H210V93H211V95L213 94H215V93H212ZM214 91H216V90H214ZM213 91V92H214ZM138 92V91H137ZM158 92H159V94H158ZM163 92V91H162ZM165 92V91H164ZM165 92V93H166ZM217 92V91H216ZM224 92V91H223ZM128 93V92H127ZM134 93V92H133ZM144 93H142V94H144ZM167 93V94H168ZM186 93V92H185ZM191 93V92H190ZM194 93V94H195ZM201 93H203V92H201ZM205 93V92H204ZM139 94V93H138ZM153 94H154V92H153ZM166 94V95H167ZM170 94V95H171ZM177 94V95H176ZM184 94V93H183ZM192 94V93H191ZM194 94H192V95H194ZM200 94V93H199ZM207 94V93H206ZM205 94V95H206ZM124 95H126V94H124ZM134 95V94H133ZM146 95V94H145ZM144 95V96H145ZM169 95V94H168ZM170 95H169V97H170ZM181 95V94H180ZM180 95H178L179 96V98H180ZM196 95H198V94H196ZM196 95H194L195 97H196ZM203 95V96H202ZM204 94H201L200 96H201V99H203V97H204V100L205 99H209V98H205L206 96H209L210 98L212 97V96H210V94L208 95H206L205 96ZM217 95H219L220 96V92H219V94H218V92H217ZM227 95V94H226ZM155 96V97H156ZM158 96V97H159ZM182 96V95H181ZM200 96L198 95L197 97H199L200 98ZM125 97V96H124ZM131 97V96H130ZM134 97V96H133ZM133 97L131 98V99H133ZM138 97H139V95H138ZM138 97H137V99H138ZM153 97H154V95H153ZM161 98L160 99H162V96H160ZM169 97H167V98H164V99H168ZM215 96H213V98H214ZM224 97H226V96H224ZM127 98V97H126ZM157 98V97H156ZM155 98V99H156ZM182 98V97H181ZM180 98V99H181ZM184 98V97H183ZM188 98H192L191 96H189V97H187V99ZM197 99L196 100V98H195V102H197L198 100V102H199V104L201 103V102H203V101H201V99ZM212 98V99H213ZM218 97H216L215 99H217ZM154 99V100H155ZM160 99H159V101H160ZM163 99V100H164ZM176 99V101H178ZM186 99V98H185ZM186 99V101H188ZM190 99H189V101H190ZM168 100H171V99H168ZM168 100H165V102L167 101L168 102ZM194 100V99H193ZM214 100V99H213ZM219 101H220V99H218ZM134 101H135V99H134ZM152 102H151V106H152V108L153 107H155V106H157L158 107V105H156V103H155V106H154V104L152 105V103H153V100H151ZM157 100H155L154 102H156ZM182 101V100H181ZM185 101V104H180V100H179V104L181 105V106H183L184 105V109L186 108L185 107V105H188V104H192L193 103V101H192V103H188V102H186ZM201 101V102H200ZM206 101V100H205ZM209 101V100H208ZM208 101L206 102V103H208ZM140 102V101H139ZM139 102H138V105H139ZM210 102V101H209ZM212 102V101H211ZM128 103V102H127ZM131 103V102H130ZM150 103V102H149ZM158 104L160 103V102H157ZM188 103V104H187ZM204 103V102H203ZM203 103H201V106L203 105ZM222 103V102H221ZM161 104H162V106H163V101L161 102ZM165 105H166V103H164ZM169 104H172V105H170V107L172 106V112L175 114V111L174 110H176V109H174V107H173V101L170 103L169 102ZM209 104V103H208ZM214 104V103H213ZM217 104H218V102H217ZM132 105V104H131ZM150 104H148V106H149ZM193 105H195V104H193ZM197 105L198 104H196V107H197ZM215 105V104H214ZM220 105V104H219ZM147 106V107H148ZM160 107L159 106V110H161V108H163V107ZM190 105H188V107H189ZM199 106V105H198ZM200 106V107H201ZM204 106V105H203ZM206 106L207 105H205V108H206ZM211 106L213 107V105L211 104ZM217 106L218 105H216V107H215V109L217 108ZM36 107V108H35ZM126 107H128V106H126ZM133 107V106H132ZM131 107V108H132ZM134 107H135V105H134ZM146 107V108H147ZM157 107H155L156 108V110L158 109ZM167 107V106H166ZM187 107V108H188ZM192 107V106H191ZM209 107V106H208ZM207 107V108H208ZM212 107H209V108H212ZM220 107V106H219ZM219 107L217 108V111H218V109H219ZM33 108H35L36 110H38L39 112L38 113H40V115L39 116H41V118L40 119H38L40 122L38 123V125H36V124H34V125H31V123H30V121H29V119H28V121H25L26 120V118H27V116L29 117V115L31 114L30 112L31 111H33ZM136 108H137V106H136ZM190 108V107H189ZM188 108V109H189ZM204 108V109H205ZM130 109V108H129ZM135 109V108H134ZM164 109V108H163ZM162 109V110H163ZM167 109V108H166ZM171 109V108H170ZM177 109H179L180 110V108H177ZM188 109H186V110H188ZM194 109V108H193ZM197 109H199V113H200V110H201V108H198L197 107ZM196 109V110H197ZM203 109V108H202ZM213 109H214V107H213ZM213 109H208L209 111H213ZM214 109V110H215ZM35 110V111H36ZM128 110V109H127ZM146 110V109H145ZM149 109L147 108V111H148ZM150 110H151V107H150ZM149 110V111H150ZM154 110V108L152 109V111ZM155 110V111H156ZM168 110H169V108H168ZM179 110L177 111V112H179ZM206 110V109H205ZM207 110V111H208ZM132 111H133V109H132ZM147 111H146V113H147ZM155 111H154V113H155ZM190 111V110H189ZM194 111V110H193ZM193 111L191 110V112H190V114L189 115H193ZM204 111V110H203ZM206 111V112H207ZM208 111V112H209ZM217 111H215V112H217ZM129 112H130V110H129ZM137 111H136V109L134 110V112H131V113H136ZM163 112V111H162ZM161 111H160V113H162ZM165 112V111H164ZM163 112V113H164ZM181 112H183V111H181L180 110V114L178 113V115H176V116H178V117H180L179 118V121H181V120H183V122L181 123V124H183L182 126L184 127V122H185V120H187V119H181L182 117H184V118H186L185 116H183L184 115V113L181 115ZM195 113H196V111H194ZM198 112V111H197ZM205 112V111H204ZM214 112V111H213ZM214 112V113H215ZM224 112H225V109H224ZM223 112V113H224ZM35 113V112H34ZM37 113V112H36ZM151 113V112H150ZM150 113H148V115L151 117V115H152V117H154L153 115H154V113L153 114H151L150 115ZM157 113H159V111L157 112ZM157 114L156 116H155V118L156 117H158V118H160L161 116H163V114L161 115V114ZM168 113V112H167ZM169 113H170V110H169ZM171 114V118H170V120L171 119H174L173 118V115L174 114ZM187 113H189L188 111H187ZM194 113V114H195ZM199 113H197L198 115H199ZM212 113V112H211ZM186 114V113H185ZM209 114H210V112H209ZM213 114V113H212ZM226 114V113H225ZM224 114V115H225ZM122 115V116H121ZM134 115V114H133ZM143 115H145V114H143ZM161 115V116H160ZM188 115V114H187ZM187 116V117H189L190 118V116ZM196 115V114H195ZM202 115H203V113H202ZM207 115V114H206ZM205 115V116H206ZM215 115V114H214ZM214 115H213V118H214V121H215V117H214ZM228 115V114H227ZM33 116V115H32ZM131 116V115H130ZM164 116H166V114L164 115ZM170 116V115H169ZM175 116V115H174ZM175 116V118H177ZM194 116V115H193ZM193 116H192V118H193ZM205 116H203V118L205 117ZM209 116H212L211 114L209 115ZM209 116H208V119H209ZM218 116V115H217ZM122 117V118H121ZM144 117V116H143ZM195 117H198L199 118V116H195ZM201 117V116H200ZM220 117V116H219ZM224 117H226V115L224 116ZM229 117H231V115L229 116ZM127 118H129V116L127 117ZM149 118V117H148ZM164 118V117H163ZM197 118V119H198ZM212 120H213V118L212 117H210ZM32 119V118H31ZM34 119H35V117H34ZM178 119V118H177ZM176 119V120H177ZM194 119V121L193 120H191L190 122H195V118H193ZM196 119V120H197ZM200 119V118H199ZM222 119H224V118H222ZM227 119V118H226ZM148 120V119H147ZM147 120H145V121H147ZM165 119H161V121H163L164 123H167V122H169L170 120L168 119V121H164ZM175 120V119H174ZM176 120L174 121V123L176 124ZM190 120V119H189ZM200 120H205V119H200ZM199 120V121H200ZM217 120V119H216ZM230 120V119H229ZM228 120V121H229ZM150 121V122H149ZM160 121V122H161ZM178 121V120H177ZM178 121V122H179ZM198 121V120H197ZM214 121H212L213 123H214ZM224 121H225V119H224ZM231 121V120H230ZM229 121V122H230ZM34 122V121H33ZM126 122H127V120H126ZM137 122V121H136ZM156 122H158L157 120H156ZM156 122H154V125H153V130H152V132H151V134L152 133H154L155 132V130H156ZM159 122V123H160ZM162 122V123H163ZM186 122H188V120L186 121ZM186 122H185V124H186ZM203 122V121H202ZM207 122V121H206ZM205 121H204V123H206ZM218 122V121H217ZM228 122V123H229ZM143 123V122H142ZM148 123H149V125H152V124H150L151 123V120H148ZM179 123V125L181 126V124ZM204 123H202L203 125H204ZM209 124H210V122H208ZM216 123V122H215ZM221 123H223V120L222 121H220V123L218 124V125H220ZM226 123H227V120H226ZM147 124V123H146ZM170 124H171V121H170ZM170 124H168L167 126H168V129H169V125ZM174 124V127L176 126ZM178 124V123H177ZM189 124V123H188ZM192 124V123H191ZM196 125H197V122L195 123ZM199 124H201V123H199ZM198 124V125H199ZM201 124V125H202ZM208 124V125H209ZM212 124V123H211ZM110 127H109V126ZM136 125H142V124H136ZM145 125V124H144ZM163 125V124H162ZM165 125V124H164ZM171 125H173V120H172V124ZM170 125V126H171ZM193 125V124H192ZM198 125H197V127L196 126H194V128H193V126H191L192 128H193V131H195V133H196V131L198 130H202L203 129V131H202V134L204 133V130H206L205 128H202V127H200V129L198 128ZM206 125V124H205ZM208 125L206 126L207 128H208ZM229 126H230V124H228ZM108 128V130H109V128H110V132H111V134L113 135V132H115L116 134L114 135V140L113 141H111V143H110V145L108 146V139H109V137L111 136V134L110 133H107V132H109V131H107V129L105 130V128L106 127ZM155 126V127H154ZM166 126V127H167ZM221 126H224V124L223 125H221ZM143 127V126H142ZM145 127H148V126H146L145 125ZM145 127H143V128H145ZM157 127H159V126H157ZM161 127H163L164 128V126H161ZM166 127H165V129H166ZM186 127H187V125H186ZM186 127H184V128H186ZM195 127H196V129L197 130H194L195 129ZM205 127V126H204ZM211 127V126H210ZM209 127V128H210ZM220 127V126H219ZM219 127H215V128H213L212 129V131H211V129H210V131H209V133L211 132L212 134H211V136H210V138H209V135L210 134H205L204 133V135H206V137H207V135H208V137L207 138H209V139H207L209 142H207V145L205 144V146L208 148L207 149V151H206V147L204 146V148L202 147V145H196V146H198V147H200L201 149L203 148L204 150V155L206 154V156H207V153L209 152V150L210 149H213L214 147H211V145L212 146H214V143H215V141H216V139L214 138V136H212L213 135V133L215 134L216 133V131L214 130V129H216V128H218L219 129ZM155 128V129H154ZM162 128V129H163ZM171 129L173 128V127H170ZM181 127H179V128H177L176 127V129H180ZM184 128H182V131H183V129ZM187 128H189V127H187ZM222 128V127H221ZM150 129V128H149ZM152 129V128H151ZM150 129V130H151ZM158 129V128H157ZM161 129V128H160ZM161 129V130H162ZM174 129V128H173ZM172 129V132H171V130H169V132H166L165 130H163V131H165L166 133H169V135L167 134L166 136L168 137H170V135L171 134H173L175 131H178V130H173ZM191 128H189V130H190ZM223 129V128H222ZM222 129H221V131H222ZM139 130V129H138ZM167 130V129H166ZM215 132H214V131ZM217 130V129H216ZM220 130V129H219ZM113 131V132H112ZM132 131H133V134H134V132H136V131H134V130H132L131 129V131H130V133L128 132V133H125V135L126 134H128V135H130V134H132ZM149 131V130H148ZM162 131V132H163ZM181 131V129H180V131L179 132H182ZM193 131L191 132L190 131V135H192L193 134ZM200 131L199 132H197V133H199V134H201L200 133ZM138 132V131H137ZM147 132V131H146ZM156 132H158V131H156ZM154 133L155 135L157 134V133ZM161 132V131H160ZM161 132V133H162ZM178 132V133H179ZM186 132V131H185ZM205 132H207V130L205 131ZM219 132V131H218ZM165 133V134H166ZM177 133V134H178ZM184 133V132H183ZM182 133V134H183ZM192 133V134H191ZM196 133V134H197ZM110 134V135H109ZM133 134L131 135V136H133ZM135 134H137V133H135ZM162 134H164V132L162 133ZM175 135H176V132L174 133ZM182 134H178V136L179 135H182ZM198 134V135H199ZM201 134V135H202ZM220 135V137L219 138H221V136L224 134H222V132L221 133H219ZM123 135V134H122ZM139 135V134H138ZM137 135V136H138ZM158 135H159V133H158ZM157 135V137H158V140L160 141L161 140V138H159V136ZM183 135H185V133L183 134ZM182 135V137H185V136H183ZM193 135H195V134H193ZM192 135V136H193ZM204 135H202V137L204 136ZM216 135V134H215ZM124 136V135H123ZM142 136H143V134H142ZM145 136V135H144ZM151 136V135H150ZM165 136V135H164ZM176 137V139H178L179 137ZM186 136H187V134H186ZM217 136H218V134H217ZM223 136H225V135H223ZM222 136V137H223ZM134 137H136V136H134ZM141 137V136H140ZM155 137V136H154ZM172 137L174 138V136L172 135ZM171 137V138H172ZM201 137V136H200ZM201 137V138H202ZM147 138V137H146ZM153 138V137H152ZM151 138V139H152ZM156 138V137H155ZM155 138H154V140H155ZM162 138H164V137H162ZM171 138H168L169 139V141H172V139ZM180 138H181V136H180ZM194 138H196V139H194L193 141L195 142H193V141H190V139H189V137H188V140H187V142L188 141H190L191 143H194V144H197L196 143V140H198L197 139V137H194ZM215 140H214V139ZM219 138L217 139V141H218V143H219V141H221L222 139H220L219 140ZM150 139V138H149ZM149 139H147L148 141H146V143L148 142V143H150L151 141L149 140ZM165 139H166V137H165ZM165 139H162V140H165ZM171 139V140H170ZM181 139H183V140H181L182 142L184 141V138H181ZM192 139H193V137H192ZM191 139V140H192ZM203 139H205L206 140V138H204L203 137ZM214 141H213V140ZM143 140H145V139H143ZM161 140V141H162ZM175 140V139H174ZM204 140V141H205ZM206 140V141H207ZM227 140V139H226ZM150 141V142H149ZM169 141H167L168 143H169ZM199 141H200V139H199ZM198 141V142H199ZM201 141H203L202 139H201ZM125 142V143H124ZM144 142V141H143ZM142 142V143H143ZM163 143H164V141H162ZM166 142V141H165ZM166 142V143H167ZM175 142V141H174ZM213 142V143H212ZM140 143H141V140H140ZM141 143V144H142ZM145 143V144H146ZM152 143V142H151ZM155 143V142H154ZM154 143H152L153 145H151V146H154ZM156 143H157V141H156ZM159 143V142H158ZM170 143H172V142H170ZM179 143H181V142H179ZM201 143H203V142H201ZM204 143H206V142H204ZM211 145H210V144ZM165 144V143H164ZM177 144V143H176ZM191 146V145H189L188 143H185L184 144V147L185 146ZM209 144V145H208ZM150 145V144H149ZM158 145V144H157ZM167 145V144H166ZM180 145V144H179ZM181 145H183V143H181ZM221 145V144H220ZM143 146V145H142ZM150 146V147H151ZM155 146H156V144H155ZM170 146H171V144H170ZM173 146V147H174ZM188 146L186 147V148H188ZM196 146L195 145H193V146H191V147H194V148H196ZM217 146V144H215V149L217 148L216 147ZM131 149H130V148ZM150 147H148V152H151V153H153L152 151H149V149H150ZM158 147V146H157ZM157 147H155V148H157ZM197 147V148H198ZM209 147H210V149H209ZM137 148V149H136ZM154 148V147H153ZM154 148V149H155ZM166 148H167V146H166ZM169 148V147H168ZM167 148V149H168ZM190 148V147H189ZM200 148H198V150L200 149ZM145 149H147V148H145ZM145 149H144V154L146 153V151H145ZM166 149V150H167ZM171 149V148H170ZM169 149V150H170ZM174 149H175V147H174ZM185 149V148H184ZM193 149V148H192ZM218 149V148H217ZM219 149H220V147H219ZM143 150V149H142ZM177 150V151H178ZM195 149H193V152H195L194 151ZM214 150V149H213ZM171 151V150H170ZM176 151V150H175ZM189 151V150H188ZM200 151H202V150H200ZM202 151V152H203ZM205 151H206V153H205ZM215 151V150H214ZM214 151H210L211 152V154H213V156L214 157H211L212 155L211 154H209L210 155V158H215V153H214ZM154 152H156V150L154 151ZM171 152H173V148H172V151ZM197 153H198V151H196ZM151 153H149V155L148 156H151L152 154ZM157 153V152H156ZM196 153V154H197ZM220 153V152H219ZM140 154H142V153H140ZM139 154V158H140V155ZM144 154L141 156V158L144 156ZM155 154V153H154ZM154 154H153V156H154ZM159 154V153H158ZM174 154V153H173ZM195 154V153H194ZM203 154V153H202ZM223 154V153H222ZM221 154V155H222ZM156 156H157V154H155ZM166 155V154H165ZM187 155V156H188ZM192 155V154H191ZM197 155H199V154H197ZM200 155H201V153H200ZM199 155V156H200ZM94 157L95 156V159H93V160H91V162H88V159L90 158V157ZM130 156V158H128ZM136 156V157H135ZM176 156V155H175ZM175 156H174V158H175ZM206 156H203V157H205L206 159L207 158H209V157H206ZM218 156V155H217ZM216 156V157H217ZM134 157V158H133ZM152 157V156H151ZM155 157V156H154ZM152 158V160L151 161H159V156L158 157H156V159L157 160H155V158ZM168 157V156H167ZM171 157V156H170ZM196 157V156H195ZM202 157V156H201ZM199 158L200 160L202 159L203 161H204V158ZM220 157V156H219ZM218 157V158H219ZM131 158H132V160H131ZM172 159H173V161H174V158L173 157H171ZM218 158H215V159H218ZM147 159V158H146ZM151 159V158H150ZM154 159V160H153ZM188 159V158H187ZM187 159H186V161H187ZM191 158H189V160H190ZM199 159H197V160H199ZM220 159V158H219ZM87 160V161H86ZM137 160V159H136ZM141 160H144V158H142V159H139V163H140V161ZM148 160H149V158H148ZM179 160V162H181ZM192 160H193V158H192ZM194 160H195V158H194ZM200 160L198 161V162H200ZM208 160V159H207ZM213 160V159H212ZM93 161V162H92ZM150 161V160H149ZM185 161V162H186ZM84 162H87V166H89L90 164H92V165H90V166H92V168L90 169H88V170H86V171H91L90 173V175H89V172H88V174L85 176L84 174H85V172H84V177H86V178H80L79 176H80V171H79V169L80 168H82V165H83V163ZM146 162H148V161H146ZM188 162V161H187ZM186 162V163H187ZM202 162V161H201ZM213 162V161H212ZM216 162H218V161H215V163ZM90 163V164H89ZM136 166L137 165H139V167L137 168V169H139L140 168V166H144V164H142V163H140V164H142V165H140L139 163H138V161H136ZM153 163V162H152ZM156 164H157V162H155ZM155 163H153V164H155ZM185 163V164H186ZM194 163V162H193ZM192 163V164H193ZM197 163V161L194 163V165ZM205 163V162H204ZM204 163L202 164L201 163V166L203 165L204 166ZM214 163V162H213ZM221 163V162H220ZM1 164H3V165H1ZM128 164V163H127ZM134 164V166H135V162L133 161V163H132V165ZM146 164L147 163H145V166H146ZM150 164H151V162H150ZM153 164H151L152 166H153ZM181 164V163H180ZM192 164H191V166H192ZM218 164H219V162H218ZM86 164H84V166H85ZM126 165V166H125ZM87 166H85V169H87L88 167ZM89 166V167H90ZM198 166L199 165H197V167L196 168H198ZM200 166V167H201ZM207 166V165H206ZM209 166V165H208ZM211 166H215V168L216 167H218V166H216V165H210V167ZM147 168H148V166H146ZM150 167V166H149ZM159 167V166H158ZM165 167H169L168 169H170L171 168V170H166L165 168L163 169V168ZM189 168H190V165L188 166ZM187 167V168H188ZM195 167V166H194ZM205 167V166H204ZM204 167H201V169L203 168V170H202V172H205V170H204ZM212 167V168H213ZM151 168V167H150ZM153 168H154V166H153ZM193 168V167H192ZM212 168H209V169H212ZM85 169L83 170V171H85ZM127 169V168H126ZM133 169V168H132ZM140 169H142V171L140 170ZM139 170L141 171V173H143V172H147V171H145L146 170V168H144V170H143V167L142 168H140ZM201 169H198L199 171L201 170ZM136 170V169H135ZM139 170H138V172H139ZM149 170V169H148ZM154 170V169H153ZM164 170H166V171H164ZM174 170V169H173ZM185 170H190V169H185ZM198 170H196L195 172H199ZM214 170V169H213ZM216 170H218V168H216ZM219 170H222L221 168L219 169ZM219 170L217 171L218 173H219ZM125 171V172H124ZM131 171H133V170H131ZM152 171V170H151ZM159 171H160V173H159ZM163 171V173H164V176L162 175L163 173H161ZM184 173H183V172ZM211 171V170H210ZM127 172V173H128ZM136 172V171H135ZM149 172V171H148ZM201 172V173H202ZM217 172H216V175H218L217 174ZM126 173V174H127ZM131 173V172H130ZM151 173H153V172H150L149 174L151 175ZM155 173V172H154ZM153 173V175H155ZM161 174V175H159V177H158V174ZM174 173H176L177 175L175 176V174ZM187 174V176H188V178H185V176L183 175V174ZM192 173H191V175H192ZM212 173L215 175V173L214 172H211V174L210 175H212ZM134 174V173H133ZM138 174V173H137ZM140 174V173H139ZM199 174V173H198ZM220 174V173H219ZM122 175H123V178H122ZM135 175H136V173H135ZM142 175V174H141ZM144 175H145V173H144ZM153 175H151V176H153ZM155 175V176H156ZM167 175V176H168ZM195 175H196V173H195ZM202 175V174H201ZM215 175V176H216ZM88 176V177H87ZM131 176H132V174H131ZM161 176H163V177H161ZM178 176V177H177ZM186 176V177H187ZM203 176H204V174H203ZM213 176V175H212ZM214 176V177H215ZM220 176V175H219ZM129 177H130V175H129ZM134 177V176H133ZM147 177V176H146ZM176 177H177V180H176ZM218 177V176H217ZM221 177V176H220ZM219 177V178H220ZM136 179H137V176L135 177ZM154 178H156V177H154ZM166 178V179H165ZM185 178V179H184ZM191 180H190V179ZM204 178V177H203ZM211 178H213V177H211ZM128 179V178H127ZM135 179V180H136ZM144 179V178H143ZM151 179V178H150ZM163 179H164V181H163ZM168 179V180H167ZM194 179H196L195 181H198V183L197 182H195L194 181V183L192 182V180H194ZM215 179V178H214ZM221 179V178H220ZM147 180V179H146ZM153 180V179H152ZM175 180L178 182V184L176 183L175 184ZM179 180H181V179H179ZM216 180H218V178L216 179ZM216 180L214 181L215 183H216ZM1 181L2 180H0V184H1ZM125 181H126V179H125ZM129 181V180H128ZM149 181H151V180H149ZM220 181V180H219ZM153 182V181H152ZM131 183V182H130ZM137 183H138V180H137ZM136 183V184H137ZM166 183H168V184H166ZM133 184V183H132ZM135 184V185H136ZM149 184H151V182L149 183ZM161 186H160V185ZM169 184H171V185H169ZM201 184V183H200ZM199 184V185H200ZM205 184V183H204ZM2 185V184H1ZM145 185V184H144ZM147 185V184H146ZM159 185V186H158ZM162 185H163V187H162ZM219 185H220V183H219ZM129 186H130V188H131V190H129ZM133 186V185H132ZM137 186V185H136ZM139 186H141L140 184H139ZM204 186V185H203ZM4 187V186H3ZM207 187V186H206ZM217 187H219V186H217ZM217 187H215V188H217ZM164 188H165V190H166V192L167 193H169V197H167V193H166V197L164 196L165 194V190H164ZM203 188V187H202ZM204 188H205V186H204ZM221 188V186L219 187V189ZM1 189H2V187H1ZM4 189V188H3ZM157 189V190H156ZM211 189V190H210ZM219 189H218V191H219ZM147 190H150V189H147ZM205 190V189H204ZM130 191V192H129ZM135 191V190H134ZM205 191H207V190H205ZM212 192V194H210V192ZM111 192V193H110ZM164 192V193H163ZM1 193V192H0ZM6 193V192H5ZM4 193V194H5ZM80 194V195H78V194ZM110 193V195H109V197H108V194ZM118 193H120V195L118 194ZM142 193V192H141ZM2 194V193H1ZM115 196V194L117 195L118 194V198L117 199H115L116 197H114L113 198V200L115 199V201L113 202V201H110V204L112 205V203H113V206H108V207H110V210H112V208L111 207H113V209L114 210H119V212L118 211H115L117 214L118 213H120V214H118L119 215V217H121V218H119V220H120V224L118 223V221H116L117 223H118V225H116L117 227H118V230H117V228L116 227H114L118 232H116L115 233V239H112L111 238V236L110 235H108L107 234V231L104 229V225L102 224H99V223H97L98 222V220H94V216H93V213L95 212L94 211V209H96L95 208V206L96 207H99V204L100 203H102V202H104V204L103 205H105V202H108L106 199L108 198H110L111 199V197L113 196V195ZM77 195H78V197H77ZM178 195V196H177ZM184 195H185V199H184ZM193 195H195V194H193ZM201 195H203V194H201ZM220 195V194H219ZM2 196V195H1ZM1 196H0V198H1ZM101 196L103 197H105V199H103V201L101 202V200H99V198L98 197H100L101 198ZM120 196H121V199H120ZM139 196H140V193H139ZM146 195H144V197H145ZM155 196H156V198H155ZM171 196V197H170ZM209 196H208V198H209ZM5 196L3 195V198H4ZM6 197H11L10 195L8 196H6ZM140 197H143V196H140ZM189 197V198H188ZM2 198V199H3ZM207 197H205V200H208V198L206 199ZM214 198H212L213 200H214ZM8 199V198H7ZM133 199H135V198H133ZM197 199V200H198ZM211 199V198H210ZM210 199H209V201H210ZM4 200L5 201H7L5 198H4ZM145 200V201H146ZM2 201V200H1ZM11 202L12 201H14L13 200V198H12V200H10ZM100 201V203L99 204H97L98 202ZM134 201V200H133ZM136 201V200H135ZM137 201H138V199H137ZM141 201H143L142 199H141ZM201 201H200V203H201ZM112 202V203H111ZM116 202V203H115ZM119 202H120V205H119ZM129 202H131V204L129 203ZM140 202V201H139ZM194 203V204H192L191 206H193V207H196V209L198 210V211H195V209L194 208H192L190 205V208H192V210L193 211H195V212H198V216L202 219V221H201V219L199 218V219H197L196 221H198V222H196V223H198V226H197V224H195L194 223V217H193V215L192 214H194V212L192 213V211H189V208H188V206H187V204L189 203ZM198 202V201H197ZM109 203V202H108ZM115 203V204H114ZM118 203V204H117ZM144 203V202H143ZM210 203V202H209ZM14 204V203H13ZM128 204L130 205L129 206V208H128ZM147 204V203H146ZM149 204V203H148ZM182 204V208H179V207H181L180 205ZM220 204H221V202H220ZM98 205V206H97ZM101 205V204H100ZM102 205V206H103ZM133 206V205H132ZM135 206V205H134ZM141 206V205H140ZM139 206V209H142L141 207ZM146 206V205H145ZM147 206H150V205H147ZM146 206V207H147ZM175 206H179L178 208H179V212H178V208L176 209L175 208ZM0 207H2V206H0ZM209 209H208V208ZM101 208V207H100ZM100 208H99V210H100ZM104 208V207H103ZM148 208H143L144 210L145 209H148ZM215 208H216V211H217V206L215 205ZM106 209H107V207H106ZM138 209V208H137ZM138 209V210H139ZM184 209H186V211L184 210ZM214 209V208H213ZM221 209V208H220ZM1 210V209H0ZM98 210V209H97ZM108 210V209H107ZM109 210V211H110ZM135 210V209H134ZM187 210H188V212H190V213H187ZM202 210V209H201ZM215 210V209H214ZM94 211V212H93ZM213 211V210H212ZM135 214H134V213ZM183 212H185L186 214H184ZM222 212H223V210H222ZM1 213H3L2 212V210H1ZM5 213V212H4ZM109 212H107V214H108ZM113 213V212H112ZM209 213V212H208ZM219 213L220 214H224V212L223 213H221L220 211H219ZM98 214H99V212H98ZM189 214H191V215H189ZM102 215H104V214H102ZM100 216L101 218L102 217H104V216ZM118 215H116L117 217H118ZM121 215V216H120ZM185 215V216H184ZM196 215V214H195ZM209 215V214H208ZM5 216V215H4ZM96 216V215H95ZM109 216V215H108ZM144 216V217H143ZM198 216H196V218L198 217ZM216 216H217V214H216ZM220 216V215H219ZM224 216V215H223ZM98 217V216H97ZM99 217V218H100ZM130 217V218H129ZM143 217V218H142ZM204 219H203V218ZM98 218V219H99ZM131 219L132 218V220L131 221H129V219ZM6 219V218H5ZM9 219L11 220L12 218H10L9 217ZM14 220V219H13ZM111 220V219H110ZM109 220V221H110ZM118 220V219H117ZM205 220V221H206ZM211 221V223H210V221ZM220 220H222V217H221V219ZM15 221V222H16ZM108 221V220H107ZM4 222H6V221H4ZM3 222V223H4ZM8 222H9V220H8ZM10 222H12V221H10ZM114 222V221H113ZM221 222V221H220ZM219 222V223H220ZM108 223V222H107ZM16 224V223H15ZM104 224H105V222H104ZM124 224V225H123ZM1 225V224H0ZM6 225H7V223H6ZM219 226L220 225H223L222 223L221 224H218ZM8 227H9V225H7ZM22 226H20V227H22ZM212 226H214V227H212ZM4 227V226H3ZM15 227V226H14ZM20 227H17V228H20ZM125 228V230L126 231H124L123 229ZM198 227V228H197ZM218 227V226H217ZM221 227V226H220ZM11 228V227H10ZM13 228V227H12ZM11 228V229H12ZM24 228H25V226H24ZM109 228V227H108ZM113 228V229H114ZM130 228H132V229H130ZM214 228V229H213ZM221 228H223V226L221 227ZM7 229V228H6ZM11 229H9V231L11 230ZM22 228H20V230H21ZM109 229H111L112 230V228H109ZM128 229H130V230H134V231H136V232H133V233H135L134 235L132 234V231L130 232V230H129V234H130V236H131V238H133V239H131V240H128V239H130V237H128L129 236V234L127 233V230ZM212 229L215 231H213L214 233H213V235L211 236V235H208V236H210V237H208L207 236V233H209V234H212L211 232H212ZM220 229V228H219ZM1 230V229H0ZM3 230V229H2ZM13 230V229H12ZM16 229H14L13 231H15ZM123 232H122V231ZM210 230H211V232H210ZM226 230H230V229H228V228H226ZM4 231V230H3ZM12 231V232H13ZM23 231V230H22ZM110 231V230H109ZM225 231V230H224ZM8 232V231H7ZM115 232V231H114ZM232 232V231H231ZM14 233H16V231L14 232ZM14 233H12V234H14ZM18 233V232H17ZM215 233H217L216 235H215ZM8 234H10V232L8 233ZM114 234V233H113ZM126 234H128V236L126 235ZM231 234V233H230ZM229 234V235H230ZM5 235V234H4ZM215 235V236H214ZM2 236V235H1ZM125 236H127L128 237V239H126V237ZM205 236H207L206 238H210V239H206L205 238ZM5 237H7V236H5ZM124 237H125V239H124ZM215 237H218L219 238V240H218V238L216 239ZM232 237V238H231ZM230 238V239H229ZM4 239V238H3ZM124 239V240H123ZM229 239V240H228ZM42 241H45V242H42ZM113 241H134V243H132L131 245H129L127 242H125L126 243V245H129V247H126L125 245L124 246H118L117 244H118V242H116V243H114V247H112L111 246V244L113 243ZM139 241H142L141 242V244H142V248H143V246H144V248L146 249H144L143 248V251L140 249V247H138L139 246ZM145 241V242H144ZM53 242V243H54ZM67 242V243H68ZM71 242V243H72ZM110 242H111V244H110ZM121 242L119 243V244H121ZM238 242H240V241H238ZM37 243V244H36ZM54 244L55 246L56 245H58V244ZM71 243H69L70 244V246H71ZM125 243H123V244H125ZM138 243V244H137ZM153 243H155V244H153ZM188 243V242H187ZM202 242H200V244H201ZM218 243V242H217ZM216 243V244H217ZM16 244V243H15ZM14 244V246H13V243H12V246L10 245L9 247H11V249L9 248V250L7 249V247H6V252H4L6 255H8V257H9V255L11 256V253L13 254V252H14V254L16 253V255L17 254H21V253H23L22 252V250H23V245L22 244H17V245H15ZM40 244V243H39ZM49 244H50V242H49ZM136 244H137V246H136ZM158 244V245H157ZM173 244H174V242H173ZM215 244V243H214ZM223 244V243H222ZM229 244V245H228ZM232 244H234V245H237V244H235V243H225V245H223V247L222 248H226V249H230V247H228L227 248V246H231L232 248L231 249H234L233 247H235V246H233ZM238 244H240V243H238ZM7 245H9V244H7ZM28 245V244H27ZM34 244H33V246H35ZM53 245V246H54ZM60 245V244H59ZM58 245V246H59ZM63 245V244H62ZM67 245V244H66ZM113 245V244H112ZM115 245H117V246H115ZM146 245V246H147ZM189 245V244H188ZM193 245H194V243H193ZM197 245V244H196ZM227 245V246H226ZM241 245H243V244H241ZM6 246V245H5ZM30 246V245H29ZM28 246V247H29ZM41 246V245H40ZM52 246V245H51ZM67 246H69V245H67ZM199 246V245H198ZM201 246V245H200ZM204 246V245H203ZM215 246V245H214ZM26 247V246H25ZM32 247V246H31ZM44 247H46V246H44ZM185 247V246H184ZM205 247H206V244H205ZM216 247V246H215ZM52 248V247H51ZM56 249H57V246L55 247ZM55 248H54V250H55ZM59 248V247H58ZM63 248H65V244H64V246L62 247V250H63ZM70 248V247H69ZM83 248V249H82ZM85 248V249H84ZM236 248L237 247H235V250H236ZM13 249V250H12ZM48 249V248H47ZM76 249V250H77ZM160 249H161V246H160ZM192 249V248H191ZM194 249V248H193ZM200 249H202V247L200 248ZM204 249V248H203ZM226 249H224V255L227 257V255L225 254V253H232L233 251L231 250H226ZM66 250V249H65ZM71 250V249H70ZM72 250H73V253H74V248H73V246H72ZM71 250V251H72ZM75 250V251H76ZM220 250L221 249H219V251L218 252H220ZM223 250V249H222ZM222 250H221V252L219 253V254H221V253H223L222 252ZM239 250H240V248H239ZM238 250V251H239ZM24 251V250H23ZM27 251V250H26ZM51 252L53 251V250H50ZM49 250H47V252H50ZM60 251V250H59ZM146 251V252H145ZM148 251H150V250H148ZM190 251V250H189ZM215 251H217L216 249H215ZM38 252V251H37ZM64 252V251H63ZM65 252H68V248H67V250L65 251ZM153 252V253H154ZM158 251H156L155 253H157ZM162 252V251H161ZM186 252H188V251H186ZM204 252V251H203ZM217 252V253H218ZM3 253V254H4ZM35 253V252H34ZM39 253H41L40 251H39ZM45 253V252H44ZM70 253V252H69ZM72 253V254H73ZM81 253V254H82ZM185 253V252H184ZM193 253V252H192ZM237 253H239V252H237L236 251V256L237 255H239V254H237ZM25 255L27 254V253H24ZM29 254H30V252H29ZM79 254V253H78ZM77 254V255H78ZM148 254V255H147ZM199 254V253H198ZM235 254V253H234ZM251 254H252V252H251ZM250 254V255H251ZM16 255H15V257H16ZM43 255V254H42ZM50 255H52V254H50ZM58 255H59V253H58ZM65 255V254H64ZM148 257H147V256ZM185 255H187V253L185 254ZM199 255H202V254H199ZM215 255V254H214ZM229 255V254H228ZM253 255H255V254H253ZM262 256L264 255V254H261ZM27 256V255H26ZM39 256V255H38ZM54 256V255H53ZM57 256V255H56ZM55 256V257H56ZM61 256V255H60ZM63 256V255H62ZM79 256H80V254H79ZM220 256V255H219ZM232 256H233V253H232ZM231 256V257H232ZM240 256V255H239ZM252 256V255H251ZM6 257V256H5ZM23 257V256H22ZM32 257V256H31ZM48 257V256H47ZM65 257V256H64ZM70 257V256H69ZM186 257V256H185ZM223 257V256H222ZM226 257H224V259L226 258ZM246 257V256H245ZM248 258H249V256H247ZM253 257V256H252ZM252 257H250V259L252 258ZM255 257V256H254ZM253 257V258H254ZM256 257H259L258 256V254L256 255ZM261 257V256H260ZM10 258V257H9ZM28 258V257H27ZM26 258V259H27ZM38 258V257H37ZM45 258V257H44ZM66 258V257H65ZM71 258V257H70ZM76 258V257H75ZM189 258V257H188ZM228 258V257H227ZM239 258V257H238ZM242 258V257H241ZM240 258V259H241ZM248 258H246L247 260H248ZM263 258H264V256H263ZM28 259H30V258H28ZM41 259V258H40ZM69 259V258H68ZM83 259V260H82ZM192 259H194L193 257H192ZM196 259V258H195ZM245 259V260H246ZM13 260V259H12ZM21 260H24L23 258L21 259ZM38 260V259H37ZM36 260V261H37ZM43 260H45V259H43ZM49 260V258H47L46 259V261L47 262H49V263H47V264H51V263H53L51 260L50 261H48ZM53 260H54V258H53ZM58 260H60V259H58ZM63 260V259H62ZM145 260V261H144ZM186 260H187V257H186ZM185 260V261H186ZM204 260V259H203ZM223 260V259H222ZM226 261H223V263L222 264H225V263H227L228 264V261L230 260V258L229 259H225ZM234 260H236V259H234ZM234 260H231L232 262L234 261ZM243 260H244V257H243ZM252 260V259H251ZM251 260H248V261H250L251 262ZM27 261V260H26ZM55 261V260H54ZM69 261V260H68ZM171 261H173V259L171 260ZM176 263L178 262V261H176V260H174ZM192 261V260H191ZM197 261H201V260H197ZM196 261V262H197ZM211 261V260H210ZM214 261V260H213ZM215 261H217V259H215ZM230 261V262H231ZM238 261V260H237ZM236 261V262H237ZM255 260H253V262H254ZM258 261V260H257ZM8 262V261H7ZM29 262V261H28ZM30 262H31V260H30ZM51 262V263H50ZM75 262V261H74ZM188 262V261H187ZM241 262V261H240ZM250 262H248V263H250ZM9 263V262H8ZM7 263V264H8ZM13 263V262H12ZM15 263V262H14ZM44 264H46L45 262H43ZM55 263V262H54ZM53 263V264H54ZM59 263V262H58ZM77 263H74V264H77ZM171 263V262H170ZM218 263V262H217ZM234 263V262H233ZM239 262H237V264H238ZM19 264V263H18ZM32 264V263H31ZM57 264V263H56ZM73 264V263H72ZM173 264V263H172ZM220 264V263H219ZM232 264V263H231ZM244 264H247V263H245L244 262ZM255 264V263H254ZM258 264H259V262H258Z\"/></svg>","mask_w":264,"mask_h":264},{"label":"rangeland","instance_id":"rangeland-1","mask_svg":"<svg viewBox=\"0 0 264 264\" xmlns=\"http://www.w3.org/2000/svg\"><path fill=\"white\" fill-rule=\"evenodd\" d=\"M11 0H9V2H10ZM20 2V1H22V0H12L10 3L8 2V0H3V1H1L0 0V4H2L3 5V7L1 8V9H3L4 8V11L3 10H1V11H3V12H5V11H7V13L8 12H13L15 9H17V5L16 4H13V3H17V2ZM36 1H44V0H36ZM46 1V0H45ZM49 2H54L56 5V8L57 9H55V10H59V12H61L62 14L61 15H63V10H64V8H68V10L70 9V11H72L73 12V14H78L79 12H77V9H78V7L80 6H85L84 4H86V6L88 7V5L90 6V7H86L87 8V15L89 16V18L92 16V17H95L96 15H97V17L98 18H100V19H102V17H106L107 18V21H106V19H105V21H106V25H108V27L105 25V23H104V26L102 25V24H100V25H98V26H100L101 27V29L99 28V30L101 31V35L103 36L102 38H103V40H108L109 42L108 43H105V44H103L104 46H105V49H107L109 46H110V49L112 50V48L115 50V48L114 47H112L111 48V45L112 46H116V45H118L119 43L121 44H119L120 46H119V48L120 49H122V48H125V49H123V50H127L125 53H123L124 51H122V53H123V55H124V57L125 58H123V59H126L125 61H123V65H122V67H127L126 68V70H128V69H130V71L128 70V73H127V71L126 70H124L125 68H122L124 71H126V75H131V73H132V75L134 76V77H136V76H138L139 75V77H136L137 79H140V80H137V81H140V82H138L137 84H136V86L135 85H133V83L131 84L130 83V81H129V75H128V77L123 73V77L124 78H122L121 77V79H124L123 81H124V85H126V86H122L123 88L124 87H126V89H128L127 91H126V89H125V92L123 93V97L122 98H124V99H126V100H128L127 102L125 101V100H123V102H125V103H123V105L125 106V104H127L126 106H128V107H126L125 106V108H127V109H125V112L127 111L128 113H126V114H129V115H125V113L123 114V118H124V116L126 117L125 119H123L122 120V123L123 122H125V124L123 123V125L124 126H122V128H121V136L125 139V140H127L128 141V139L129 140H133V144L131 143L132 141H129V142H126L127 144H126V146H127V148H128V143H129V145L131 144V145H134V143H136L137 141V143H138V145H135V146H140L141 145V147H144V148H138V150L136 151V152H139V154L140 153H142V154H140L141 156L144 154V149L145 148H147V149H145V151H146V153L144 154V156L142 157V158H144V160H141L140 161V163H142V164H144V166L142 165V164H140L139 163V159H142L141 158V156H140V158H139V154L138 153H134V154H136V156H137V160L136 159H133V161L135 162V166H134V164L132 165V163H133V161H132V163H130V159H128V164L126 163V165H127V169L125 168L124 170L125 171H127V170H129V168H130V172H126V173H122V174H125L124 176L125 177H127V178H125L126 179V181H125V179L123 178V175H122V185L124 184L123 182H127V183H129L130 184V186H131V188L132 187H134V189H133V191L132 192H130V194H134V193H137V191L139 190V193H140V196H143V197H140L139 196V193H137V195L136 194H134V195H136L137 196V198L136 197H132V198H130V200L132 199V204H131V202H129L130 204H131V207H133V210H131V211H137V213L136 214H138L136 217L137 218H141L140 216H142V215H144L145 213H146V210H150L149 208L151 207V204H152V201H153V198L151 197L152 196V194H156L155 192L154 193H152L153 191H154V187H153V185L156 187V185L158 184L157 182H159V179L160 178H157V175H156V171H158L159 170V168L161 169V165L162 164H159L158 165V163H160V161L161 162H164L165 161V164H167L166 163V161L168 160V158H170L168 161L170 162V160H171V162L170 163H172V162H174V163H176V161L178 160V159H176L177 158V156H178V153H179V155H181V157L179 156V160L184 156L183 154H181V153H183L184 152V154H185V150H186V153H188V152H190L191 153V151H192V155L190 154V156L188 155H186V156H184L183 157V160H184V158H188L187 159V161H186V159L184 160V163H183V160H180L181 162H179V160H178V163L179 164H177V166L175 167V165L172 167L171 165H173V164H171L170 166H169V163H168V165L167 166H169V167H171L172 168V170H171V168L170 169H168L169 167H164L166 170L168 169V170H171L170 172H169V175L167 174V172H164L165 173V177L166 178H169V176L170 175H172L173 174V172L175 171L176 173H177V171L176 170H180V171H178V175H179V179H181V180H179L178 179V181H182L183 180V178H181L180 177V174H181V169L183 170V168H181V167H183V164H184V168H185V165H187L190 161H192V163L194 162H196L197 161V163L194 165V163L192 164L191 162L188 164V166L190 165V168L188 167V166H186V168L185 169H190V170H183V171H185V172H187V171H189V172H191L192 173V171L194 170V169H196V170H198V169H201V167H204V170H205V172H202V170H203V168L197 173V172H195L194 171V176H199V177H197V179H198V181H200V179L202 178V182L200 181L199 183H198V181H195L196 179H194V180H192V182L194 183V181L195 182H197L198 183V186L200 187V189H203V192H202V190H200L199 191V194L201 193V194H203V195H198V192H195V190H193L194 191V193L193 194H195V195H193L192 194V196H190V195H188L190 198H191V200L190 201H195V199H196V197L195 196H200V201L202 200V198L201 197H204L205 195H207L206 194V192L208 193V189H209V186L208 185H210L212 182H211V179H212V181H213V184H211V188H212V192H216L217 191V193H215L216 195H212V197H210L209 196V194H208V196H209V198H208V196H205V197H207L208 198V200H205V197H204V200H203V202H206V203H208L209 205V208L211 207V206H213L212 205V203L215 201L216 203H217V199H218V204H215L214 203V209L213 208H211V210L209 211V210H207L206 208H204V207H202V208H199L200 206H198L199 204H202L203 202L201 201V203H200V201H199V197L196 199V207H197V209L199 210L200 209V211H198L197 209H196V207H193V206H191L192 204H194L193 202L192 203H188L187 204V206H188V208H189V211H192V213L194 212V214H192L193 215V221H194V223L195 224H197V226H198V221H196L197 219H199L200 217L198 216V212H199V214L201 215V211H205V210H207L208 212H204V213H202V216H203V214L204 215H206V217L205 216H203V217H205V219H204V221L203 222H208L206 219L209 217V219L211 218V215L213 216L212 218H214L215 219V217H216V219H218V217H220L218 220V224H223V225H220L221 227L223 226V228H221L218 224H217V226H216V230L217 231H219L220 230V232H218V234L217 233H215V235L216 236H218V237H220V239H223L224 237H222L223 236V234H225V233H231L230 235L229 234H225V239L227 238L226 236H233V243H235V244H237V245H234V244H232L233 246H235V247H237L236 248V250H235V247H233L234 249H231L232 247L231 246H227V248L228 247H230V249L233 251L232 253H233V256H232V253L230 254V253H225L226 255H227V257L224 255V249H226V248H222L223 247V245H225V243L227 244V243H232L231 242V239H230V241H228V242H224V241H213L212 239L209 241H207V240H205V241H161L160 242V244H159V250H156V251H158L157 253H155L154 251V253L152 252V250L151 249H153V248H151L150 249V247L152 246V243L150 244V243H148L149 245H147V242H145V243H143L142 241H139L140 243H139V246L138 247H140V249L142 248L141 246H142V244H144V246H145V248L146 249H148V250H150V251H148V250H146L145 248H144V246H143V248L147 251V252H149L148 254H150V255H146L148 258H145V262H148V264H222L223 263V261H226L225 259H229L230 258V260L228 261V264H237V262H239L238 264H244V262L245 263H247V264H258V262H259V264H264V258H263V256L261 255V254H264V65H260L261 63L263 64V55H264V47H260V46H264V35L262 34V33H264V14L262 13V15L260 14V12H261V9H257V8H259L260 7V4L259 3H262V2H260L259 0H256V2L258 3V1H259V3L258 4H255V2H253V1H255V0H251L252 2H250V0H249V2H250V4L248 3V4H246L247 6L248 5H250L251 7H252V10L254 9V10H257V11H250L251 10V8H249L250 6H240L241 4L239 3L240 1L239 0H233L232 2V5L228 2L229 0H222L224 3H226L227 5L228 4H230L229 6L230 7H227L226 6V4L224 5V3H223V5L221 4L222 3V1L220 0H218V3H217V1L216 0H205V2L207 3H205L203 0L201 1V0H193L194 1V3H192L191 2V0L190 1H187V0H185L187 3L188 2H191L192 3V5L194 4H196L195 5V7H190V4H189V6H188V4H187V7H186V3H184L185 1L184 0H182V1H184V2H182L181 0H178L179 2H181V3H179L178 1V3L176 4L175 3V1L176 0H172V1H174L173 2V4L171 3L170 4V6L171 5H173L172 7H174V9H176V10H174L172 7H170L169 6V8L171 9V10H169L170 12H173V13H170L171 15H174L175 14V17L177 16V20H176V18L173 16V18L176 20V22L179 20V18H181L180 19V25L179 24H177V23H175L174 24V22H175V20H173L172 19V16H171V19H170V16H169V26H170V24H173V25H175V26H173L174 27V30H175V27H179V28H177V30L178 29H180L181 28V25H182V27L184 28L183 30H186L187 28H188V26H189V28L186 30V31H183L182 33H181V29L179 30L180 31V33L178 34L177 33V35L175 36V33L172 31V33L174 34L173 36L174 37H172V36H170L169 37V34H172L171 32H169V34L166 32V31H170V29H166V28H164L163 27V29H164V34H166V36L164 35V34H161L162 32L161 31H163L161 28H160V26L161 25H159V23L160 24H165V25H167V22H166V19H165V21L164 20H162L164 17H162L161 15H159V16H155V18H157V19H155V18H153L152 19V21H151V17H149V21L148 20H146L147 18H148V14H147V11H148V8L145 10L146 11V13H145V15L144 16H146V18H144V16L142 15V12H145V11H142V8L141 7H143V10H144V3H145V6H146V4H148V3H150V4H152L151 6H153V11H154V9H155V11L156 10H158L157 8L158 7H156V5H157V3L156 4H154L153 2H152V0H150L149 2H148V0H147V2L145 1V0H143L144 1V3H143V1L142 0H137V1H139L138 3H140L141 5H139L138 3H135L136 4V6H135V4L133 3V2H137L136 0L134 1V0H130L132 3H128V4H126L127 2H128V0H126V2H124V0H112V2H111V0H88V2L86 1V0H74V2H75V4H73L74 2L72 1H70V0H58L57 2H55L56 0H48ZM77 1H79L78 2V5H77ZM81 1H83V3H81ZM85 1V2H84ZM91 1V2H90ZM94 1V2H93ZM99 1V2H98ZM105 1L107 2L106 4H105ZM110 1V3H108ZM115 3H114V2ZM121 1H123V2H121ZM140 1H142V2H140ZM171 0H170V2H172ZM200 1V2H199ZM231 1V0H230ZM236 3H235V2ZM247 1L248 0H244L243 1V3H242V1H241V3H242V5H244L245 3L244 2H246L247 3ZM2 2H6L5 4L4 3H2ZM13 2V3H12ZM65 2V3H64ZM156 2V1H155ZM196 2V3H195ZM205 3L204 4V7L205 8H203L202 6H203V3ZM219 2H220V8L222 7V9H220V8H218L219 7ZM7 3H8V5H9V7H8V5H7ZM80 3H81V5H80ZM97 3H99V5L97 4ZM102 3H104V4H102ZM112 3V4H111ZM119 3V4H118ZM122 3H124V4H122ZM184 3V4H183ZM202 4V6H198L197 7V4ZM208 3H209V5H208ZM213 4V6L211 5V4ZM216 3V4H215ZM252 3V4H251ZM263 3H264V1H263ZM12 4V5H11ZM59 4H60V6H59ZM68 4H71V5H69L68 6ZM111 4V5H110ZM114 4V5H113ZM118 4V5H117ZM120 4H121V7H120ZM126 4V5H125ZM130 4V5H129ZM175 4V5H174ZM179 4V5H178ZM181 4V5H180ZM182 4L184 5V6H182ZM236 6H235V5ZM239 4V5H238ZM1 5V6H2ZM14 5V6H13ZM64 7H63V6ZM66 5H67V7H66ZM74 5V6H73ZM107 5H109V6H107ZM122 5H124L125 7H123ZM131 5H133L132 6V8H131ZM139 5V6H138ZM177 5V6H176ZM215 5V6H214ZM254 6V8H253V6ZM264 5V4H263ZM13 8H11V7ZM62 6V7H61ZM128 6V7H127ZM141 6V7H140ZM156 8H155V7ZM158 6V5H157ZM179 6H182V7H186V8H184V9H186V10H184L183 9V11H182V7H180L179 8ZM208 6V7H207ZM228 8H226V7ZM231 6H235V7H237V8H235V7H232L231 8ZM7 7H8V9H7ZM71 7V8H70ZM105 8V9H102V8ZM107 7L108 8H110V9H108V11L106 10L107 9ZM136 7V8H135ZM189 7H190V9H192V10H194V12L192 11V10H190L189 12L191 13V15H190V13L188 12V10H189ZM213 7H217V8H213ZM239 7V8H238ZM243 8V9H249V11L248 12H246L247 10H242V11H244V13H242L241 14V12L242 11H239V10H241V8ZM256 7V8H255ZM9 8H11V9H9ZM62 9V11H60L61 9ZM73 8V9H72ZM117 8V9H116ZM130 8V9H129ZM141 10L140 12H141V14H138L139 13V10ZM203 8V9H202ZM208 8V9H207ZM210 8L211 9H213V10H211V12H213L214 10L215 11H217V13L214 11V13H212L214 16H216V14L217 15H219L220 16V18H219V16H218V18H214L212 15L211 16H209L208 15V11H210ZM226 8V9H225ZM231 8V10H233V11H231L232 12V17L230 16V11H229V9ZM6 9V10H5ZM101 9L102 10H105V12L104 11H102L103 12V14H102V12H101ZM113 9V10H112ZM115 9V10H114ZM119 9H121V10H123V9H125V10H127V11H125V13L124 12H122V16L124 15L125 17H123L122 19H123V21L125 20L126 22H128L127 23V25H129L130 27H133V28H126L127 26L125 25L126 24V22L124 23V22H122V19H118V13L120 12V10ZM134 9V10H133ZM150 9V8H149ZM179 11H178V10ZM198 9V10H197ZM201 9H202V13L203 14H199V11H201ZM205 9H206V11L208 12V13H206V11H205ZM219 9H220V11H219ZM224 9V10H223ZM9 10V11H8ZM93 10V11H92ZM131 10V11H130ZM180 10H181V12H180ZM195 10H196V12H197V14H196V12H195ZM226 10H228L229 12V14H227L226 13ZM263 10H264V8H263ZM0 11V12H1ZM100 11V12H99ZM112 12V14H110L109 15V13H111ZM119 11V12H118ZM129 11L130 12H132V13H129ZM154 11V12H155ZM205 11V12H204ZM223 11V12H222ZM239 11V12H238ZM74 12H76V13H74ZM95 12V13H94ZM109 12V13H108ZM113 12H115V13H113ZM135 12V13H134ZM137 12V13H136ZM149 12V11H148ZM180 12V13H179ZM186 12V14H187V17H189V20L190 19H192V21L191 22H189L187 19L188 18H186V16H183L184 14L183 13H185ZM221 13V15H220V13ZM234 12V13H233ZM255 12V13H254ZM264 12V11H263ZM93 13V14H92ZM98 13V14H97ZM127 13V14H126ZM188 13H189V15H188ZM193 13V14H192ZM207 15H206V14ZM223 13V14H222ZM226 13V14H225ZM238 13H240L239 15L241 16V17H243V18H241L239 15H238ZM247 13V14H246ZM248 13H252V14H255V16L254 15H252V14H250L251 16H250V18L252 19H245V18H249V16H248ZM96 14V15H95ZM104 14H105V16H104ZM114 14V15H113ZM131 14H132V16H134L135 17V14H137L138 16H140L141 18H139L137 15H136V18H134V17H132L131 16ZM158 14V13H157ZM156 14V15H157ZM177 14V15H176ZM244 14H246V15H244ZM258 16H257V15ZM100 15V16H99ZM101 15H102V17H101ZM108 15V16H107ZM129 15V16H128ZM143 16V18L145 19H142V16ZM180 15H182V17H185V18H182V17H180ZM193 15L194 16H197L198 18L200 17H202L201 18V20H200V18H199V20L196 22V20L195 21H193ZM199 15V16H198ZM236 15V16H235ZM260 15V16H259ZM191 16V17H190ZM204 16V17H203ZM222 16H228L229 18V21L230 22H232L231 24H230V26L231 27H233V29L232 30H236L238 27H239V23L241 22V24H240V26H241V30H240V27H239V34L241 35V34H244L245 36H246V34L247 33H249V34H251L250 35V37H249V34H247V36L248 37H245L246 39L247 38H249V40H251L252 38H254L255 37V35H256V32H255V30L260 34H262V36H260L259 34H257V38L255 39H252L250 42H252V43H250L249 42V40H247L246 41V39H245V42L243 41L244 40V35H241V36H243L242 38H243V40H240L239 38H241V37H238V36H240V35H238L237 36V31L238 30H236V32H235V34H233L234 33V31H233V33L231 32V27L228 25L229 23V21H228V19H227V17H226V19H225V17H223L225 20V22L227 21V23L228 24H223V18H222ZM238 16H239V18H238ZM263 16V17H262ZM91 17V18H92ZM109 17H111L112 19H110ZM132 19H131V18ZM138 17V18H137ZM179 17V18H178ZM206 17V18H205ZM208 17H210V19L208 18ZM212 17V18H211ZM231 17V18H230ZM129 18V19H128ZM134 18V19H133ZM194 18H196V17H194ZM254 18V19H253ZM256 18V19H255ZM261 18V19H260ZM109 19V20H108ZM116 19V20H115ZM141 24L142 22V26L140 25L139 26V23L136 21V20ZM142 19V20H141ZM160 19H161V21H162V23L160 22ZM185 19V20H184ZM203 19H205V20H203ZM212 19V20H211ZM216 19H218V23H219V26L221 27V31H220V29H219V31L217 32V31H213L212 29H209V28H211L212 26H213V29L216 27V26H218V23L217 22H215V21H217ZM220 19H221V21H220ZM230 19H232V20H230ZM239 20V23H238V20ZM242 19V20H241ZM244 19V20H243ZM263 19V20H262ZM118 20V21H117ZM128 20H130V22L128 21ZM135 20V21H134ZM155 20H157L156 22H158V23H156V22H153V21H155ZM171 20H172V23H170L171 22ZM183 20V21H182ZM211 20V21H210ZM237 20V21H236ZM246 20V21H245ZM249 20H250V22L251 21H253V23H254V25L255 24H257V25H255V26H253V24H252V22L250 23V25H248V23H246L247 21L249 22ZM255 20V21H254ZM111 21H113V22H111ZM119 21H121V22H119ZM133 21V22H132ZM141 21V22H140ZM147 21V22H146ZM165 23H164V22ZM189 23V25L188 26H186V23L187 22ZM201 21V22H200ZM208 22V23H205V22ZM242 21H244V22H242ZM263 21V22H262ZM120 23V24H124L123 26H125V27H123L122 25V29H121V27L119 26L118 27V23ZM136 24H135V23ZM144 22H146L145 24H146V26H147V29H150V25L152 24V26L151 27H153L154 26V28H155V26H157V25H154L153 23H155V24H158L159 25V28H152V29H150V30H147L146 28H142V27H146L145 26V24H144ZM151 23V24H149V23ZM184 22H186V23H184ZM192 22H194L195 23V29L194 30H192V27H193V25L192 24H194V23H192ZM198 22H200V23H198ZM211 22H213V23H211ZM221 22V23H220ZM256 22V23H255ZM112 23H113V25H112ZM138 23V24H137ZM182 23V24H181ZM183 23H184V26H183ZM196 23H198V24H196ZM233 23H235V25H232ZM238 23V24H237ZM119 24V25H120ZM134 26H133V25ZM147 24H149V25H147ZM200 24L202 25V28H201V26H200ZM205 24H207V25H205ZM211 24V25H210ZM212 24H214V25H212ZM223 24V27L221 26ZM245 24V26H243ZM261 24V25H260ZM111 25V26H110ZM114 25H115V28H114ZM135 25H137V27L135 26ZM162 25V26H163ZM177 25V26H176ZM191 25H192V27H191ZM209 25V26H208ZM225 25V26H224ZM227 25V26H226ZM246 25H248V26H250L251 27V29L253 30V32H252V30H250L249 28H248V26H246ZM128 26V27H129ZM172 26V25H171ZM199 27V30H198V32H193V31H196L197 29H196V27ZM205 26H206V28H205ZM238 26V27H237ZM104 27V28H103ZM106 27L108 28V29H106ZM115 29H113V28ZM136 27V28H135ZM158 27V26H157ZM197 27V28H198ZM225 27H227V28H225ZM234 27H236V29H234ZM242 27H244V28H248L247 30H245V29H242ZM170 28V27H169ZM200 28H201V30H200ZM225 28V29H224ZM229 28V29H228ZM115 31H113V30ZM119 29V30H118ZM121 29V30H120ZM124 29V30H123ZM126 29V30H125ZM131 29V30H130ZM135 29H137L136 30V32L134 31ZM143 30V31H140V30ZM160 31H158V30ZM166 29V30H165ZM191 29V30H190ZM205 29V30H204ZM225 30V32H224V30ZM263 30V31H261V30ZM102 30H103V32H102ZM123 30V31H122ZM145 30H147V31H145ZM155 30H156V32H155ZM175 31V32H178V31ZM209 30V32L207 33V35L208 34H210V35H208V37H207V35H205L204 33H203V35H205L206 36V38H201V35H200V33L201 32H207ZM211 30L213 31L212 33H211ZM214 30H217V27L214 29ZM231 32L232 33V35H231V38H227V36L229 37L230 35H226V37H225V34H228V32ZM249 30V32H246V31H248ZM110 31V32H109ZM118 31V33H116ZM128 31H130L129 33H128ZM134 33H133V32ZM137 31L138 32H140L141 33V35L139 34L138 35V33H137ZM153 31H154V33H153ZM157 31H158V33H157ZM190 31H192V32H190ZM200 31V32H199ZM223 31V32H222ZM240 31H241V33H240ZM114 32V33H113ZM122 32H127V34H123ZM142 32H144V33H142ZM145 32H146V34H145ZM148 32H150V34L152 35V33L153 34H156V35H153L152 36V38L149 36L150 34L148 33ZM216 32V33H215ZM103 33V34H102ZM148 33V34H147ZM160 33V34H159ZM214 33H215V35H214ZM219 33H221V34H219ZM254 35H253V34ZM115 34V35H114ZM116 34H119L120 36H119V39L121 38V40H119L117 37H114V36H117ZM122 34V35H121ZM129 34V35H128ZM132 34H134V36L132 35ZM145 34V35H144ZM180 34L182 35V36H180ZM189 34H194L193 36H195V38H196V40L197 41H195L193 38L192 39H190L188 42H187V36L186 35H189ZM223 34V35H222ZM230 34V33H229ZM144 35V36H143ZM159 35V36H158ZM168 35V36H167ZM191 35V37H193ZM197 35H200V38H199V36H197ZM203 35H202V37H203ZM217 35L219 36V38L221 37L222 39H224V37L225 38H227V40H228V42H227V40L225 41V40H223V41H221V42H217V41H219L220 39L219 38H214V40H213V36L214 37H217ZM233 35H234V37H238V38H232L233 37ZM260 37H262V38H260ZM122 36V37H121ZM133 36V37H132ZM136 36V37H135ZM142 36V37H141ZM162 36H164V37H162ZM183 36H185V38L183 37ZM190 36V35H189ZM188 36V38H190ZM204 36V37H205ZM209 36L211 37V38H209ZM223 36V37H222ZM108 37V38H107ZM110 37V38H109ZM112 37V38H111ZM155 37V38H154ZM156 37L157 38H159V37H162L163 38V40H162V38H159V40H160V42H158V39H156ZM170 39H169V38ZM183 37V38H182ZM197 37H198V39H197ZM114 38H117L119 41H117V42H115L114 40ZM126 38V39H125ZM127 38H128V40H127ZM134 40H133V39ZM140 38L141 39V41H140V39H139V41H140V43H139V41H138V39ZM144 38V39H143ZM145 38H148V41L146 42V40L147 39H145ZM166 38H168V40L166 39ZM172 38V39H171ZM208 38H209V40H211V42L213 43V45H212V43H211V49L208 47V46H210V42L208 41ZM241 38V39H242ZM110 39V40H109ZM116 39V40H117ZM154 41H153V40ZM182 39H184V40H182ZM202 39H204V40H202ZM207 39V40H206ZM221 39V40H222ZM231 39H233V40H231ZM239 41V44H237L238 42H237V40ZM259 39V41H257ZM126 40V41H125ZM132 40H133V42H132ZM143 40V41H142ZM180 40H182V41H180ZM194 41V42H192V41ZM198 40H199V42L202 44H200L199 45V42H198ZM216 40V41H215ZM111 41H112V43H111ZM125 41V42H124ZM130 41V42H129ZM150 41L152 42V43H156V45H157V50L155 49V43H154V47L153 46H151V48H153L152 50H151V48H150V45H148L147 43H150ZM192 42L193 44L194 43H196V44H198V45H196V44H192L191 43V45L189 44V42ZM209 42L208 43V46H207V43L206 42ZM215 41V42H214ZM235 41H236V43H235ZM258 42L259 44H257V43H255V42ZM104 42H107V41H104ZM103 42V43H104ZM114 42L116 43V45L114 44ZM119 42V43H118ZM123 42V43H122ZM128 42V43H127ZM139 43V45L140 44H142V46H141V48L143 47V45H148L149 47H147L146 48V46H144L146 49H149V51L148 50H146L144 47L142 48V50H140V48L139 47H136V46H138V44H136V43ZM143 42V43H142ZM174 42V43H173ZM175 42H178V44L179 45H177V44H175ZM181 42H183V44L181 43ZM198 42V43H197ZM217 42V43H216ZM224 44H223V43ZM225 42H227L226 44H227V46L225 45ZM230 42H232V43H230ZM249 43V44H247V43ZM261 42V43H260ZM118 43V44H117ZM126 43V44H125ZM171 43H173V45L171 44ZM181 43V44H180ZM184 43H185V46H183L184 45ZM190 45H188V44ZM204 43H206V44H204ZM216 43V45H218V43H219V45L218 46H224L223 48H225L226 49V52H218V50L217 49H219L220 47H218L217 48V46L215 45L214 46V44ZM220 43L221 44H223V45H220ZM243 44V46L245 45V47H242V44ZM246 43V44H245ZM255 43V44H254ZM106 44H110L109 46H107ZM123 44V45H122ZM172 46H171V45ZM231 44H234V45H232L233 47H235V49L237 50V48H238V46H239V52H241V54H242V56H240V53L238 52L237 54H239V55H237L236 53H235V55H237V56H240L239 58L237 57V56H235L234 57V55H233V53H234V51H235V49L233 48V52H232V48L230 47V45ZM235 44H237V48H236V45ZM241 44V45H240ZM250 44L252 45V46H254V47H252L251 46V48H255V46H256V49H257V46H258V48L260 49V51L262 52V55H261V53L258 51V50H254V49H252L253 50V52L251 51V48H250ZM261 44V45H260ZM129 47V49H137L136 51L135 50H133V51H129L128 52V47ZM170 47H169V46ZM175 45V46H174ZM177 45V46H176ZM189 46V48L187 49L186 48V46ZM107 46V47H106ZM121 46H122V48H121ZM181 47V49H180V47ZM193 46H195L197 49H199L198 51H197V49H196V51L194 52L193 51V53H192V48H193ZM203 47L204 46V48L206 49H208L209 48V51L206 49V50H204V48L203 49H201V47ZM226 46V47H225ZM249 48H248V47ZM127 47V48H126ZM132 47V48H131ZM166 47H167V50H166ZM185 48V50H184V48ZM192 47V48H191ZM212 47H213V50H214V48L216 49V51L214 50L213 52H212ZM221 47V49H223ZM243 48V50L242 49H240V48ZM247 47V48H246ZM118 48V46H116V49H119ZM173 48V49H172ZM175 48V49H174ZM191 48V49H190ZM231 49V51L229 52H227V50L228 49ZM245 48L247 49V52H250V53H247L246 52V50H245ZM105 49H103V51H102V53H106V54H104L105 56H106V59H107V53L109 54V57H108V60H111V59H113V57H111L112 56V54L110 55V52H108L110 49H107V51H105ZM119 49V50H120ZM145 49V50H144ZM156 50V51H153V50ZM178 49V51H176ZM179 49L181 50V52L179 51ZM225 49H223V50H225ZM250 49V51H248ZM110 50V51H111ZM170 50V51H169ZM175 51V52H173V51ZM183 50L185 51V53L183 52ZM195 50V49H194ZM200 50H204V51H200ZM220 50V49H219ZM144 51H145V53H144ZM151 51H153V53L155 54H153V55H151L150 54V52ZM188 51H190L189 53H188ZM200 51V52H199ZM206 51V52H205ZM221 51V50H220ZM238 51V50H237ZM258 53H260V55H259V53L257 54L256 52ZM131 52V53H130ZM133 52H135V53H133ZM149 52V53H148ZM165 52V53H164ZM173 52V53H172ZM180 52V54H187V59H188V62H189V66H191V67H189V66H186V65H188V62L185 60V58H184V61L186 62V64H184L183 65V59H181L183 56L182 55H179L178 53ZM187 52V53H186ZM198 52V56H199V58H201V62L203 61V64H208L209 62L210 63H213L214 65L212 66V64H206V65H203V64H201V62H198L197 60L199 59H194L196 56L194 55V53H197ZM202 52V53H201ZM204 52H205V54H204ZM210 52V53H209ZM215 52H218L217 54H215ZM236 52V51H235ZM133 53V54H132ZM136 53L138 54V53H141V54H139L140 55V59H137V58H139V57H137L136 56ZM146 53H148V54H150V55H148V57H147V54ZM152 53V52H151ZM171 53H172V55L174 54V53H176L175 55H176V59L178 58L177 56H179L180 58H179V60L182 62V64H179V65H182V66H179V65H177V63L179 62H177V60L175 59H173L172 58V56H171ZM201 55H200V54ZM207 53H208V55H207ZM214 55H213V54ZM223 53H225L224 55L226 56V54H227V58L229 59L228 61H232L233 62V60H234V64H237V65H235V67H234V64L232 63V65L233 66H231V63L229 62L228 63V61H226L227 59H226V57L225 56H223ZM230 53V55L231 56H229L228 54ZM232 53V54H231ZM243 53H244V55H246V57H244V55H243ZM253 53V54H252ZM255 53L257 54V55H255ZM126 54V55H125ZM128 54H131V55H129L128 56ZM135 54V55H134ZM164 54H165V56H166V59H165V61H163V59H164ZM169 54H170V56H169ZM178 54V55H177ZM191 54V55H190ZM204 54V55H203ZM211 54V55H210ZM250 54H252V55H255L254 57L255 58H253V56H252V58H253V62H252V60L250 61L249 60V62H251V64L247 61V59H249L250 57H251V55L249 56ZM143 55V57H144V59H142L143 57H141ZM145 55H146V57H145ZM175 55H173V57L175 58ZM194 55V56H193ZM203 55V57H201ZM233 55V56H232ZM261 57V58H259V56ZM128 56V57H127ZM131 56V58H132V60H133V62H132V60H130L129 59V57ZM135 56H136V58H135ZM193 58H192V57ZM197 56V57H198ZM208 57V59H211V60H209V62H207L208 60L206 59L205 61L203 60V59H205V57ZM213 56H214V58H215V56L218 58H213ZM43 57V56H42ZM151 57V58H150ZM171 57V58H170ZM235 58V59H233V58ZM14 58H16V57H14ZM13 58V60H15ZM134 58H135V60H134ZM148 58H150V60L148 59ZM163 58V59H162ZM168 58V59H167ZM190 58L193 60V61H195V62H192L191 60H190ZM242 59V63H240V61H239V59ZM245 58V59H244ZM252 58H250V59H252ZM257 58V59H256ZM263 58V59H262ZM154 59V60H153ZM170 59V60H169ZM223 60L224 59V61H223V64L221 63V61L220 60ZM231 59V60H230ZM244 59V60H243ZM259 59V60H258ZM17 60V59H16ZM136 60H139L138 62H141L142 60L143 61H146V62H144L145 64H143L142 62H141V66H145L146 64V66L144 67V68H141V66H139L140 65V63L139 64H133V63H135L136 62ZM166 60H168L169 61V64L167 63L168 61H166ZM171 60H174L173 62L171 61ZM217 60V61H216ZM254 60H256V61H254ZM107 61V60H106ZM113 61V60H112ZM152 63H151V62ZM191 61V62H190ZM200 61V60H199ZM214 61L216 62V63H214ZM258 61H260V62H258ZM263 61V62H262ZM15 62H20V61H14V63ZM108 63H109V61H107ZM111 62V61H110ZM124 62L126 63V64H124ZM160 62H163V63H160ZM176 63V65H174L175 63ZM196 62L199 64V66H198V64H197V66H196ZM243 62H246V64L247 65H245V63H243ZM18 63H16V64H18ZM131 63H132V65H131ZM165 63V64H164ZM167 63V64H166ZM193 63V64H192ZM217 63H219V64H221V66L220 65H216V66H218V70H219V72H221L220 73V75H222V76H218L219 75V73H218V70H217V67H215L214 68V66H215V64H217ZM249 63V64H248ZM260 63V64H259ZM112 64H113V62H112ZM112 64L111 63H109L108 65L111 67L112 66ZM154 64V65H153ZM161 64V65H160ZM227 64H229V66L227 65ZM239 64V65H238ZM243 64V65H242ZM259 64V65H258ZM125 65V66H124ZM127 65V66H126ZM128 65H130V66H128ZM153 65V66H152ZM193 65L195 66V67H193ZM131 66H133V68H129V67H131ZM135 66H138V68L140 67L141 69H139V71H138V69L135 67ZM220 66V67H219ZM226 67V69H225V67ZM237 66V67H236ZM257 66V67H256ZM148 67L152 70L151 71V73H150V75L152 74V78L150 77V75H149V72H150V69H149V72H147L148 71ZM207 67H208V69H209V72H208V69H207ZM213 67V68H212ZM229 67V68H228ZM231 67L233 68V69H231ZM112 68V67H111ZM147 68V69H146ZM162 68V70H160ZM163 68H165L166 69V71L163 69ZM168 68L170 69V72H171V70H172V72H171V74H169L168 75V73H169V71L167 72V70H168ZM189 68V69H188ZM206 69V71L205 70H202V69ZM225 69V70H223L222 71V69ZM132 69V70H131ZM136 69H137V71L138 72H136ZM174 69H175V71H174ZM177 69H179L178 71H177ZM184 69H186L185 70V72H184ZM211 69H213L212 70V72H211ZM228 69V71L226 72V70ZM229 69H231L230 71H229ZM135 70V71H134ZM143 70H145V72H146V74L145 73H143V76H141L140 77V74L142 75V72L141 71H143ZM163 70L165 71V73L162 75L161 74V72H159V71H162L163 72ZM197 70H202V72H204L205 71V73H206V75H205V73H203L204 75H202L201 73H197V72H193V71H197ZM215 70H216V73H215ZM235 72H234V71ZM245 70H246V74L245 75H242L243 74V71L245 72ZM132 71H134V72H132ZM182 71L184 72V75H183V73H182ZM247 71L249 72L248 74H247ZM251 71V72H250ZM129 72H131V73H129ZM141 72V73H140ZM144 72V71H143ZM178 72V73H177ZM193 73L192 74V76L194 75V77H192L191 76V73ZM210 72L213 74V76H211L210 75ZM223 72H225V73H228V75H229V77H227V74H224ZM122 73H121V76H122ZM133 73H136V74H133ZM188 73H190L189 75L191 76V77H188L189 75H188ZM207 73H209V76H208V74ZM218 73V75H216ZM230 73H231V78H230ZM236 73V74H235ZM138 74V75H137ZM148 74V75H147ZM184 76L183 78H181V76ZM187 74V75H186ZM201 74V75H200ZM234 74H235V76H234ZM167 75V76H166ZM171 75V76H170ZM175 75H177V76H175ZM179 75V76H178ZM197 77H199V78H197ZM214 75H215V77H214ZM223 75H225L224 77H223ZM234 76V78H235V81L233 80V76ZM163 76V77H162ZM166 76V77H165ZM170 76V77H169ZM175 77V78H173V77ZM207 76L210 78H207ZM216 76H218V77H216ZM142 77H143V79H142ZM169 77V78H168ZM176 77H180L181 78V80L182 79H186V78H189L188 80L186 79L185 81H191L192 83H193V85H194V83H196L194 86H195V90H197V89H203V91H201V92H203V93H201V92H199V91H196L197 93H193V91H195L194 89H192L194 86L192 85V83L190 84L189 82H188V84H189V86H188V84H187V82L186 83H184V81L182 80H180V79H176ZM201 77V78H200ZM202 77H203V79H202ZM204 77H206V79L207 80H209L208 81V84L206 83V79L204 78ZM212 77V78H211ZM222 77V78H221ZM225 77H227V78H225ZM144 78L145 79H151V80H144ZM163 78H165V81H167L168 82V80L170 81V82H172L171 80L173 79L174 81L175 80H177V83L179 84V81H181V82H183L184 84H182V86H181V89H180V93H178V95H180V98H179V96L177 95L176 97H178V99L180 100V104L182 105V104H185V101H186V99H187V97H189V96H191L192 98L190 99V98H188L187 100L188 101H186V102H188V103H192V101H193V103L192 104H188V105H190L189 107H188V105H185V109H184V105L183 106H181L180 104H179V100L178 101H176V99L174 98L175 97V94H174V96L171 94V93H175V92H177V91H175L176 89H177V87L179 86H177V85H174V83L176 82H172L173 83V85L172 86H174L173 88H175V90H173V91H175V92H173V91H171V84H170V86L169 87H167L166 85H167V82L166 83H164L165 81H164V79ZM168 78V79H167ZM191 78L193 79V80H191ZM217 78L219 79V82H221V83H219L220 85H219V88H220V90H219V88H218V84H216L215 85V83L218 81L217 80ZM225 78V79H224ZM142 79V80H141ZM160 79H161V82H163V85H161L163 88V90L161 89V87H158V85L160 86V84H158L159 83V81H160ZM163 79V80H162ZM196 79H198L197 81H195L194 82V80H196ZM211 79H213L212 81H211ZM225 81H224V80ZM228 79H229V81H234V83H232L231 85H229L230 84V82H228ZM230 79H232V80H230ZM126 80H127V82L129 83H126ZM201 80H203L202 81V86H203V88H202V86H201V83H200V88L198 87V85H197V82L199 83V82H201ZM204 80H206V81H204ZM122 81V82H123ZM211 81V83L213 82L214 83V87L216 88H218V90L217 89H213V88H211V86H212V84L211 83H209ZM132 82V81H131ZM150 83V85H149V83ZM169 82V83H170ZM126 83V84H125ZM142 83L143 85H145V86H141L140 84ZM146 83H148V85L146 86ZM203 83H204V85H203ZM206 83V84H205ZM225 83V84H224ZM236 83V84H235ZM186 84H187V86L189 87V96H185V94H188L187 93V91H183V90H185L184 88H187L186 90H188V87L186 86ZM233 84H235V85H233ZM139 85V86H138ZM169 85V84H168ZM180 85H181V83H180ZM196 85H197V88H196ZM132 88H131V87ZM134 86V87H133ZM157 86V87H156ZM166 86V87H165ZM183 86H186V87H183ZM191 86H193L192 88H191ZM209 86H210V88H209ZM128 87V88H127ZM165 87V88H164ZM204 87L205 88H209V89H205L204 90ZM144 88L145 89H148V90H144ZM170 88V89H169ZM172 88V89H173ZM180 88V86L178 87V89ZM191 88V89H190ZM123 89V90H124ZM132 90V91H130V90ZM141 89H142V91H141ZM155 89L156 90H162L161 92H160V94L161 93H164V96H163V94L162 95H160V96H162V99H160L161 97L159 96H156L157 94V91L155 92ZM168 89H169V91H170V93H168V92H166V91H168ZM183 89V90H182ZM214 91V90H216L217 92H218V94H219V92H220V96L219 95H217V92L216 91H212V90ZM192 90V91H191ZM207 90H210V91H212V93H215L214 95L212 94L211 95V93H210V91H208L207 92ZM138 91V92H137ZM144 91L146 92V93H144ZM166 93H165V92ZM224 91V92H223ZM128 92V93H127ZM134 92V93H133ZM153 92H154V94H153ZM159 92H158V94H159ZM178 92H179V90H178ZM186 92V93H185ZM192 94H194V95H196V94H198L199 96L201 95V94H210V96H212L211 98L209 97V96H206L205 98H209V99H205L204 100V97H203V99H201V96H200V98L199 97H197L198 95H196V97L194 96V95H192ZM205 92V93H204ZM139 93V94H138ZM142 93H144V94H142ZM170 95V97H169V95ZM184 93V94H183ZM200 93V94H199ZM124 94H126V95H124ZM134 94V95H133ZM146 94V95H145ZM167 94V95H166ZM227 94V95H226ZM138 95H139V97H138ZM145 95V96H144ZM153 95H154V97H153ZM125 96V97H124ZM131 96V97H130ZM134 96V97H133ZM157 98H156V97ZM203 96V95H202ZM213 96H215L214 98H213ZM224 96H226V97H224ZM127 97V98H126ZM133 97V99H131ZM137 97H138V99H137ZM167 98V97H169L168 99H171V100H168V99H164V98ZM184 97V98H183ZM216 97H218L217 99H215ZM156 98V99H155ZM186 98V99H185ZM195 98H196V100L199 98V99H201V101H203V102H201V103H203V105L201 106V103L199 104V100L197 101V102H195L196 100H195ZM214 100H213V99ZM134 99H135V101H134ZM157 100L156 102H154L155 100ZM159 99H160V101H159ZM164 99V100H163ZM189 99H190V101H189ZM194 99V100H193ZM218 99H220V101L218 100ZM151 100H153V103H152V105L154 104V106H155V103H156V105H158V107L157 106H155V107H157L158 109L156 110V108L155 107H153L154 108V110L152 111V106H151ZM165 100H168V102L166 101L165 102ZM182 100V101H181ZM210 102H209V101ZM140 101V102H139ZM163 101V106H162V104H161V102ZM173 101V107H174V109H176V110H174L175 111V114L172 112V106L170 107V105H172V104H169V102L171 103ZM208 101V103H206ZM212 101V102H211ZM131 102V103H130ZM138 102H139V105H138ZM150 102V103H149ZM157 102H160L159 104L157 103ZM217 102H218V104H217ZM222 102V103H221ZM164 103H166V105L164 104ZM215 105H214V104ZM132 104V105H131ZM148 104H150L149 106H148ZM193 104H195V105H193ZM196 104H198L197 105V107L198 108H201V110H200V113H199V109H197V107H196ZM211 104L213 105V107H214V109H215V107H216V105H218L217 106V108L219 107V109H218V111H217V108L214 110L213 109V107L211 106ZM220 104V105H219ZM134 105H135V107H134ZM205 105H207L206 106V108H205ZM133 106V107H132ZM136 106H137V108H136ZM148 106V107H147ZM159 106L161 107H163V108H161V110H159L160 108H159ZM167 106V107H166ZM192 106V107H191ZM201 106V107H200ZM212 107V108H209V107ZM132 107V108H131ZM150 110V107H151V110L149 111H147V108ZM189 109H188V108ZM208 107V108H207ZM36 108V107H35ZM35 108H33V111H31L30 113V115H29V117L27 116V118H26V120L25 121H28V119H29V121H30V123H31V125H34V124H36V125H38V123L40 122L38 119H40L41 118V116H39L40 115V113H38L39 111L38 110H36ZM130 108V109H129ZM136 109V113H131V112H134V110ZM167 108V109H166ZM168 108H169V110H170V113L172 114H174L175 116L176 115H178V113L180 114V110L181 111H183V112H181V115L184 113V115L183 116H185L186 118H184V117H182L181 119H187L188 120V122H186L187 120H185V122H186V124H185V122H184V127H186V125H187V127H189V128H191L190 130H189V128H184L182 125L183 124H181L182 122H183V120H181V121H179V118L181 117H178V116H176L177 118H175V116L173 115V118L176 120V124L174 123V119H171L170 120V118L172 117L171 116V114L169 113V110H168ZM171 108V109H170ZM177 108H180V110L179 109H177ZM194 108V109H193ZM203 108V109H202ZM206 110H205V109ZM132 109H133V111H132ZM146 109V110H145ZM163 109V110H162ZM186 109H188V110H186ZM197 109V110H196ZM208 109H213V111L215 112V111H217V112H213V111H209ZM224 109H225V112H224ZM36 110V111H35ZM129 110H130V112H129ZM156 110V111H155ZM179 110V112H177ZM190 110V111H189ZM191 110L193 111H196V113L193 111V115H189L190 114V112H191ZM205 112H204V111ZM210 112V114L212 115V116H209L210 114H209V112ZM146 111H147V113H146ZM154 111H155V113H154ZM159 111V113H160V111L162 112V113H160L161 115L163 114V116H161L160 118H158V117H156L155 118V116L157 115V114H159V113H157ZM187 111L189 112V113H187ZM198 111V112H197ZM207 111V112H206ZM35 112V113H34ZM37 112V113H36ZM151 112V113H150ZM168 112V113H167ZM213 114H212V113ZM224 112V113H223ZM148 113H150V115L151 114H153L154 113V117H152V115H151V117L148 115ZM186 113V114H185ZM192 113V112H191ZM197 116H199V118L201 119H205V120H200L198 117H195L196 115ZM197 113H199V115L197 114ZM202 113H203V115H202ZM226 113V114H225ZM134 114V115H133ZM143 114H145V115H143ZM166 114V116H164ZM190 116V118L189 117H187L188 115ZM207 114V115H206ZM215 114V115H214ZM226 115V117H224L225 115ZM228 114V115H227ZM33 115V116H32ZM131 115V116H130ZM170 115V116H169ZM206 115V116H205ZM213 115H214V117H215V121H214V118H213ZM218 115V116H217ZM231 115V117H229ZM122 116V115H121ZM129 116V118H127ZM144 116V117H143ZM192 116H193V118H195V122H193L194 121V119L192 118ZM201 116V117H200ZM203 116H205L204 118H203ZM208 116H209V119H208ZM220 116V117H219ZM34 117H35V119H34ZM40 117V118H39ZM149 117V118H148ZM164 117V118H163ZM210 117H212L213 118V120L210 118ZM32 118V119H31ZM122 118V117H121ZM198 118V119H197ZM222 118H224L225 119V121H224V119H222ZM227 118V119H226ZM151 120V123L150 124H152V125H149V123H148V120ZM161 119L163 120V119H165L166 121H168V119L171 121V124H172V120H173V125H171L170 124V121L169 122H167V123H164L163 121H161ZM190 119V120H189ZM198 121H197V120ZM217 119V120H216ZM231 121H230V120ZM126 120H127V122H126ZM145 120H147V121H145ZM156 120L158 121V122H156ZM164 120V121H165ZM191 120H193L192 122H190ZM200 120V121H199ZM223 120V123H221L220 125H218L219 123H220V121H222ZM226 120H227V123H226ZM230 122H229V121ZM34 121V122H33ZM137 121V122H136ZM161 121V122H160ZM203 121V122H202ZM204 121L206 122V123H204ZM212 121H214V123L212 122ZM218 121V122H217ZM38 122V123H37ZM143 122V123H142ZM150 122V121H149ZM154 122H156V130H155V132L156 131H158V132H156L157 134L155 135L154 133H152L151 134V132H152V130H153V125H154ZM160 122V123H159ZM163 122V123H162ZM181 122V123H180ZM197 122V125L199 124V123H204V125L202 124H199L198 125V128L200 129V127H202V128H205L206 130H207V132H205L206 130H204V133L206 134H210L209 135V138H210V136H211V132L209 133V131H210V129H211V131H212V129L213 128H215V127H219V129L218 128H216V129H214L215 131H216V135L213 133V135L212 136H214V138L216 137L217 139L220 137L219 135V133H221L222 132V134L223 135H225V136H221V138H219V140L220 139H222L221 141H219V143H218V141H217V139H216V141H215V143H214V146H212L211 144L213 143H209L210 145H211V147H214L213 149L215 150H213V149H210V147H209V152L207 153V156H206V154L204 155V146H205V144L207 145V142H209L207 139H209V138H207L208 137V135H207V137H206V135H204V133L202 134V131H203V129L200 131V133L202 134V135H204L203 137L204 138H206V140L205 139H203V137H202V135L201 134H199V133H197V132H199L197 129H196V127H197V125L195 124ZM208 122H210V124L208 123ZM216 122V123H215ZM229 122V123H228ZM147 123V124H146ZM178 123V124H177ZM179 123L181 124V126L179 125ZM189 123V124H188ZM193 125H192V124ZM212 123V124H211ZM218 123V124H217ZM136 124H142V125H136ZM146 126H148V127H145V125ZM163 124V125H162ZM165 124V125H164ZM168 124H170L169 125V129H168ZM174 124L176 125L175 127H174ZM206 124V125H205ZM209 124V125H208ZM224 124V126H221V125H223ZM228 124H230V126L228 125ZM208 125V128L206 127ZM35 126V125H34ZM109 126V125H108ZM145 127V128H143V127ZM157 126H159V127H157ZM161 126H164V128L163 127H161ZM167 126V127H166ZM191 126H193V128H194V126H196L195 127V129L194 130H197L196 131V133H195V131H193V128L191 127ZM205 126V127H204ZM211 126V127H210ZM106 127V126H105ZM110 127V126H109ZM155 127V126H154ZM165 127H166V129H165ZM170 127H173L172 129L175 131V130H178V131H175L176 132V135L173 133V134H171L170 135V137L168 136H166L167 134L169 135V130H171V132H172V129L170 128ZM176 127L177 128H179V127H181L180 129H181V131H182V128H184L183 129V131L182 132H179L180 131V129H176ZM210 127V128H209ZM223 129H222V128ZM151 130H150V129ZM158 128V129H157ZM162 130H161V129ZM107 129V131H109V132H107V133H110L111 134V132H110V128H109V130H108V128L106 127L105 128V130ZM131 129L132 130H134V131H136V132H134V134H133V131H132V134H133V136H131L132 134H130V135H128V134H126L125 135V133H130V131H131ZM139 129V130H138ZM155 129V128H154ZM221 129H222V131H221ZM149 130V131H148ZM163 130H165L166 132H169V133H166L165 131H163ZM213 130V131H214ZM138 131V132H137ZM147 131V132H146ZM154 131V130H153ZM163 131L164 132V134H162L161 132ZM186 131V132H185ZM190 131L192 132L193 131V134H195V135H193L192 133V135H190L189 133H190ZM214 131V132H215ZM219 131V132H218ZM113 132V131H112ZM179 132V133H178ZM185 133V135H183L184 133ZM189 132V133H188ZM135 133H137V134H135ZM158 133H159V135H158ZM166 133V134H165ZM182 134L183 136H185V137H182V135H179L178 136V134ZM109 134V135H110ZM116 133L115 132H113V135L111 134V136L109 137V139H108V146L110 145V143H111V141H113L114 140V135H115ZM124 136H123V135ZM139 134V135H138ZM142 134H143V136H142ZM186 134H187V136H186ZM199 134V135H198ZM217 134H218V136H217ZM138 135V136H137ZM145 135V136H144ZM151 135V136H150ZM157 135L159 136V138H161V140L162 139H165V137H166V139L165 140H162V141H164V143L160 140H158V137H157ZM165 135V136H164ZM172 135L174 136V138L172 137ZM134 136H136V137H134ZM141 136V137H140ZM156 138H155V137ZM178 136L179 138L178 139H176V137ZM180 136H181V138H184V141L182 142L181 140H183V139H181L180 138ZM202 138H201V137ZM147 137V138H146ZM153 137V138H152ZM162 137H164V138H162ZM172 137V138H171ZM188 137H189V139H190V141H193L194 139H196V138H194V137H197V139L198 140H196V143L197 144H194V143H191L190 141H188L187 142V140H188ZM192 137H193V139H192ZM150 138V139H149ZM152 138V139H151ZM154 138H155V140H154ZM168 138H171L172 139V141H169V139ZM213 138V139H214ZM143 139H145V140H143ZM147 139H149L152 143H154V146H151V145H153L150 141V143H146V141H148ZM170 139V140H171ZM175 139V140H174ZM192 139V140H191ZM199 139H200V141H199ZM201 139L203 140V141H201ZM211 139V138H210ZM212 139V140H213ZM214 139V140H215ZM227 139V140H226ZM140 140H141V143H140ZM205 140V141H204ZM213 140V141H214ZM156 141H157V143H156ZM167 141H169V143L166 142ZM175 141V142H174ZM199 141V142H198ZM159 142V143H158ZM170 142H172V143H170ZM179 142H181V143H183V145H181V143H179ZM201 142H203V143H201ZM204 142H206V143H204ZM125 143V142H124ZM146 143V144H145ZM175 143V145L177 146V147H179V146H181V147H179V148H181L180 150H183V151H181V153H180V150H178L177 149V147L176 146H174L173 144ZM177 143V144H176ZM185 143H188L189 145H191V146H193V145H202V147L204 148H200V147H198V146H196V148H194V147H191V146H188L187 144V146H188V148H186L187 146H185L184 147V144ZM150 144V145H149ZM155 144H156V146H155ZM158 144V145H157ZM167 144V145H166ZM170 144H171V146H170ZM180 144V145H179ZM208 144V145H209ZM215 144H217V148L215 149ZM221 144V145H220ZM143 145V146H142ZM151 146V147H150ZM158 146V147H157ZM159 146H161V148H159ZM166 146H167V148H166ZM175 147V149H174V147ZM148 147H150V149H149V151H152L153 153H151V152H148ZM155 147H157V148H154ZM190 147V148H189ZM200 148L199 150H198V148ZM206 147V146H205ZM219 147H220V149H219ZM130 148V147H129ZM160 149V151H162V153H163V150H165V152L166 151H169V155H167V152L166 153H164V156H163V154H161V152L160 151H158L157 149ZM171 148V149H170ZM172 148H173V152H171L172 151ZM185 148V149H184ZM195 149L196 151H198V153L195 151V152H193V149ZM131 149V148H130ZM137 149V148H136ZM143 149V150H142ZM163 149V150H162ZM167 149V150H166ZM171 151H170V150ZM207 147H206V151H207ZM156 150V152H154ZM176 150V151H175ZM178 150V151H177ZM189 150V151H188ZM191 150V151H190ZM200 150H202V151H200ZM206 151H205V153H206ZM212 151H214V153H215V158H218L219 156V158L218 159H215V158H210V155L209 154H211V152ZM178 152V153H177ZM220 152V153H219ZM149 153H151L152 155V157L151 156H148L149 155ZM157 154V156L155 155V154ZM159 153V154H158ZM174 153V154H173ZM195 153V154H194ZM199 154L200 155V153H201V155L199 156V155H197V154ZM203 153V154H202ZM213 153V152H212ZM223 153V154H222ZM153 154H154V156H153ZM166 154V155H165ZM222 154V155H221ZM161 155L164 157V158H167V160H165V159H163V161L161 160L162 158H161ZM176 155V156H175ZM212 156L211 157H214L213 156V154H211ZM218 155V156H217ZM135 156V157H136ZM159 156V161H155V162H157V164L154 162V161H151L152 160V158L154 157L155 158V160H157L156 159V157H158ZM168 156V157H167ZM173 157L174 158V156H175V158H174V161H173V159L171 158V157ZM196 156V157H195ZM202 156V157H201ZM203 156H206V157H209V158H205V157H203ZM217 156V157H216ZM201 157V158H204V161L201 159H199V158ZM128 158H130V156L128 157ZM134 158V157H133ZM147 158V159H146ZM148 158H149V160H148ZM151 158V159H150ZM161 158V159H160ZM189 158H191L190 160H189ZM192 158H193V160H192ZM194 158H195V160H194ZM2 159V158H1ZM0 159V163H2V161H4V160H1ZM93 159H95V156L94 157H90L89 159H88V162H91V160H93ZM175 159H176V161H175ZM197 159H199L200 160V162H198L199 160H197ZM213 159V160H212ZM131 160H132V158H131ZM154 160V159H153ZM87 161V160H86ZM136 161H138V163L140 164V165H142V166H140V168H142L143 167V170H144V168H146V170L145 171H147V172H143V173H141V171H142V169H137L138 167H139V165H137L136 166ZM146 161H148V162H146ZM187 163H186V162ZM202 161V162H201ZM214 163H213V162ZM215 161H218L219 162V164H218V162H216L215 163ZM93 162V161H92ZM150 162H151V164H153V163H155V164H153V166H154V168H153V166L150 164ZM153 162V163H152ZM205 162V163H204ZM221 162V163H220ZM145 163H147L146 164V166H148V168L145 166ZM181 163V164H180ZM183 163V164H182ZM186 163V164H185ZM201 163L203 164L204 163V166L202 165L201 166ZM84 164H86L85 166H87L88 164H87V162H84L83 163V165H82V168H80L79 169V171H80V178H86V177H84V175L86 176L87 174H88V172H89V175L91 174L90 172V170L89 171H86V170H88L89 168L91 169L92 168V166H90V165H92V164H90L89 166H87L88 168L87 169H85V166H84ZM165 164H163L162 166H165ZM191 164H192V166H191ZM216 165V166H218V167H216V168H218V170L221 168L222 170H219V173L217 172L218 170H216V168H215V166L213 167V166H211L210 167V165ZM1 165H3V164H1ZM125 165V166H126ZM197 165H199L198 166V168H196L197 167ZM207 165V166H206ZM209 165V166H208ZM151 168H150V167ZM159 166V167H158ZM179 166H180V168L181 169H176L175 170V168H179ZM195 166V167H194ZM201 166V167H200ZM175 167V168H174ZM188 167V168H187ZM193 167V168H192ZM213 167V168H212ZM133 168V169H132ZM157 168H158V170H157ZM163 168V167H162ZM163 168V169H164ZM209 168H212V169H209ZM85 169V171H83V170ZM136 169V170H135ZM149 169V170H148ZM154 169V170H153ZM174 169V170H173ZM191 169H192V171H191ZM214 169V170H213ZM131 170H133V171H131ZM138 170H139V172H138ZM152 170V171H151ZM166 170H164V171H166ZM211 170V171H210ZM124 171V172H125ZM136 171V172H135ZM149 171V172H148ZM173 171V172H172ZM182 171V172H183ZM84 172H85V174H84ZM150 172H155L154 174L156 175H153V173H151V175H153V176H151L149 173ZM202 172V173H201ZM211 172H214L215 173V175H216V172H217V174L218 175H214L213 173H212V175H210L211 174ZM134 173V174H133ZM135 173H136V175H135ZM138 173V174H137ZM140 173V174H139ZM144 173H145V175H144ZM159 173H160V171H159ZM161 173H163V171L161 172ZM164 173L162 174L163 176H164ZM176 173H174L175 174V176L177 175ZM184 173V172H183ZM191 173H188V174H190V175H188V176H191V179H192V176H193V173H192V175H191ZM195 173H196V175H195ZM84 174V175H83ZM131 174H132V176H131ZM142 174V175H141ZM158 174V173H157ZM202 174V175H201ZM203 174H204V176H203ZM129 175H130V177H129ZM159 175H161V174H158V177H159ZM168 175V176H167ZM182 175V174H181ZM184 176H185V178H188V176H187V174L185 173V174H183ZM221 177H220V176ZM134 176V177H133ZM137 176V179L135 178ZM147 176V177H146ZM163 176H161V177H163ZM172 176H174V175H172ZM187 176V177H186ZM193 176V178H195ZM200 176H201V178H200ZM215 176V177H214ZM218 176V177H217ZM4 177H5V171L3 172V171H1L0 172V180H2L1 181V184H0V192L2 193H0V196H1V198H0V206H2V207H0V209L2 210V212L3 213H1V210H0V264H7L8 262V264H44L43 262H45L46 264L47 263H49V262H47L46 261V259L47 258H49V260L48 261H52L54 264H74V263H77V262H80V259L81 258H83V253L82 252H84V250H78V249H80V247H82V245L81 246H78V249H77V247H75L73 244H74V242H72V241H67V242H65L64 243V241H62L63 243H61V242H59V244L57 243L58 241H56V243L59 245H56L57 246V249L55 248L56 246L54 245V244H56L54 241H47V242H45V241H42V242H45V243H41V241L37 244V245H35V243H33L35 246H33V244L31 245V243H27L26 245H24L23 243L24 242H22V243H20L21 242V240H23V239H25V237L27 238L28 236H30V234L32 233L31 232V226L30 225H27V228H26V225L24 224L23 226L22 225H20V226H22V227H20V226H17L18 224H17V221H16V219H15V217L14 216H9V215H7V213H6V207H10V205H11V207H13V209L10 207V209H12L13 211L14 210H16V209H14V208H16L17 207V210H19L18 209V204L16 205V203H17V200L16 199H14V197H13V195H11L10 194V192H8L7 190L8 189H5V185L2 183L3 182V179H4ZM88 177V176H87ZM154 177H156V178H154ZM178 177V176H177ZM177 177H176V180H177ZM204 177V178H203ZM211 177H213V178H211ZM221 179H220V178ZM144 178V179H143ZM151 178V179H150ZM164 178V177H163ZM165 178V179H166ZM171 178V179H170ZM169 179L170 180H168L167 182L168 183H171V182H169V181H172L175 177H173V179H172V177H170ZM184 178V179H185ZM200 178V179H199ZM215 178V179H214ZM218 178V180H216ZM136 179V180H135ZM147 179V180H146ZM153 179V180H152ZM157 179H158V181H157ZM162 179V178H161ZM160 179V180H161ZM190 179V178H189ZM190 179V180H191ZM209 179V180H208ZM129 180V181H128ZM137 180H138V183H137ZM149 180H151V181H149ZM175 180V184L177 183L178 184V182ZM188 180V179H187ZM187 180H183V181H187ZM209 181V183H208V181ZM216 180V183L214 182ZM220 180V181H219ZM153 181V182H152ZM155 181H157V182H155ZM163 181H164V179H163ZM131 182V183H130ZM151 182V184H149ZM157 183V184H155V183ZM161 182V184H163V182L162 181H160ZM159 182V183H160ZM173 182H174V180L172 181V183L171 184H173ZM127 183L126 184H124L123 185V187H126V185H127ZM133 183V184H132ZM137 183V184H136ZM168 183H166V184H168ZM201 183V184H200ZM205 183V184H204ZM208 183V185H206ZM219 183H220V185H219ZM137 186H136V185ZM139 184L141 185V186H139ZM145 184V185H144ZM147 184V185H146ZM153 184V185H152ZM171 184H169V185H171ZM200 184V185H199ZM133 185V186H132ZM160 185V184H159ZM158 185V186H159ZM205 186V188H204V186ZM4 186V187H3ZM128 186V185H127ZM130 186H129V190H131V188H130ZM161 186V185H160ZM207 186V187H206ZM217 186H221V188L219 189V187H217ZM1 187H2V189H1ZM135 187H136V189H137V191H136V189H135ZM151 187L153 188V191H152V189H151ZM162 187H163V185H162ZM203 187V188H202ZM215 187H217V188H215ZM4 188V189H3ZM206 188H208V189H206ZM147 189H150V190H147ZM207 190V191H205V190ZM214 189H216V191L214 190ZM218 189H219V191H218ZM135 190V191H134ZM157 190V189H156ZM164 190H165V188H164ZM147 191H149L150 192V194H151V196H149V192H147ZM6 192V193H5ZM142 192V193H141ZM210 192V191H209ZM212 192H210V194H212ZM5 193V194H4ZM111 193V192H110ZM110 193L108 194V197H109V195H110ZM148 194V196H149V199H151L152 201H148V200H146L147 199V194ZM164 193V192H163ZM166 190H165V197H166ZM204 193H205V195H204ZM78 194V193H77ZM119 195H120V193H118ZM118 194L116 195L115 194V196L113 195L112 197H111V199L109 198H107L106 200L109 202H105V205H103L104 204V202H102L103 201V199H105V197L103 196H101V198L100 197H98L99 198V200H101V202L102 203H100V201L97 203V204H99V207H96L95 206V208L96 209H94V213H93V218H94V220L96 221V220H98V222L97 223H99V224H103L104 225V229L107 231V234L108 235H110L111 236V238L112 239H115L114 237V235H115V233L116 232H118L117 230H118V227L116 226V225H118V223L120 224V220H119V218H121V217H119V215L118 214H120V213H116L115 211H118L119 212V210H114L113 209V207H111L112 208V210H110V207H108V206H113V203H112V205L110 204V201H115V199H117L118 198ZM220 194V195H219ZM3 195L5 196L4 198L7 200V201H5L4 200V198H3ZM11 196L10 198L9 197H6V196ZM78 195H80V194H78ZM78 195H77V197H78ZM144 195H146L145 197H144ZM169 195V193H167V197H169L168 196ZM178 196V195H177ZM216 196V198H217V196H218V198L216 199V198H214ZM114 197H116L114 200H113V198ZM166 197V198H167ZM171 197V196H170ZM188 197V198H189ZM192 197H194V198H192ZM3 198V199H2ZM8 198V199H7ZM12 198H13V200L14 201H10V200H12ZM133 198H135V199H133ZM155 198H156V196H155ZM206 198V199H207ZM211 198V199H210ZM212 198H214V200L212 199ZM120 199H121V196H120ZM137 199H138V201H137ZM141 199L143 200V201H141ZM184 199H185V195H184ZM209 199H210V201H209ZM2 200V201H1ZM110 200V201H109ZM134 200V201H133ZM136 200V201H135ZM146 200V201H145ZM140 201V202H139ZM198 201V202H197ZM213 201V202H212ZM144 202V203H143ZM210 202V203H209ZM220 202H221V204H220ZM8 204V205H6V207H4L2 204ZM14 203V204H13ZM116 203V202H115ZM114 203V204H115ZM147 203V204H146ZM149 203V204H148ZM205 203V204H206ZM118 204V203H117ZM205 204L203 203V205H201V206H205ZM210 204H211V206H210ZM103 205V206H102ZM108 205V206H107ZM119 205H120V202H119ZM133 205V206H132ZM135 205V206H134ZM141 205V206H140ZM147 205H150V206H146ZM192 207V208H194L195 209V211H198V212H195V211H193L192 210V208H190V206ZM215 205L218 207L217 208V211H216V208H215ZM98 206V205H97ZM129 204H128V208H129ZM139 206L142 208V209H139ZM181 207H179V206H175V208L177 209L178 207L179 208H182V204L180 205ZM101 207V208H100ZM104 207V208H103ZM106 207H107V209H106ZM130 207V208H131ZM148 208V209H143V208ZM206 207V206H205ZM5 208V209H4ZM99 208H100V210H99ZM129 208V209H130ZM139 210H138V209ZM179 208H178V212H179ZM184 208V207H183ZM182 208V209H183ZM208 208V207H207ZM208 208V209H209ZM221 208V209H220ZM98 209V210H97ZM135 209V210H134ZM202 209V210H201ZM110 210V211H109ZM144 211V213H142V215L140 214L139 215V211ZM185 211H186V209H184ZM213 210V211H212ZM222 210H223V212H224V214H220L219 213V211L221 212V213H223L222 212ZM5 212V213H4ZM98 212H99V214H98ZM107 212H109L108 214H107ZM113 212V213H112ZM215 213V212H217V213H215V217H214V215L212 214V213ZM134 213V212H133ZM134 213V214H135ZM184 214H186L185 212H183ZM187 213H190V212H188V210H187ZM102 214H104V215H102ZM196 214V215H195ZM209 214V215H208ZM211 214V215H210ZM216 214H217V216H216ZM5 215V216H4ZM96 215V216H95ZM104 216V217H100V216ZM109 215V216H108ZM116 215H118V217L116 216ZM189 215H191V214H189ZM220 215V216H219ZM224 215V216H223ZM98 216V217H97ZM121 216V215H120ZM185 216V215H184ZM196 216H198L197 218H196ZM9 217L10 218H12L11 220L9 219ZM100 217V218H99ZM144 217V216H143ZM142 217V218H143ZM221 217H222V220H220L221 219ZM6 218V219H5ZM99 218V219H98ZM130 218V217H129ZM128 218V219H129ZM211 218V219H212ZM14 219V220H13ZM111 219V220H110ZM118 219V220H117ZM201 219V218H200ZM8 220H9V222H8ZM108 220V221H107ZM110 220V221H109ZM132 220V218L131 219H129V221H131ZM206 220V221H205ZM4 221H6V222H4ZM10 221H12V222H10ZM16 221V222H15ZM114 221V222H113ZM116 221H118V223L116 222ZM201 221H202V219H201ZM210 221V220H209ZM211 221H213V219L211 220ZM211 221H210V223H211ZM221 221V222H220ZM4 222V223H3ZM104 222H105V224H104ZM108 222V223H107ZM196 222H198V223H196ZM220 222V223H219ZM6 223H7V225H9V227L6 225ZM16 223V224H15ZM116 224V225H115ZM122 224V223H121ZM120 224V225H121ZM208 224H209V222H208ZM124 225V224H123ZM4 226V227H3ZM15 226V227H14ZM24 226H25V228H24ZM14 230V229H16L15 231H16V233H14L15 231H13L11 228ZM17 227H20V228H22L21 230H20V228H17ZM112 228V230L111 229H109V228ZM114 227H116L117 228V230L114 228ZM212 227H214V226H212ZM7 228V229H6ZM114 228V229H113ZM124 228V227H123ZM198 228V227H197ZM220 228V229H219ZM226 228H228V229H230V230H226ZM4 231H3V230ZM9 229H11L10 231H9ZM130 229H132V228H130ZM130 229H128L127 230V233L129 234V230ZM214 229V228H213ZM212 229V232H211V230H210V232L212 233V234H209V233H207V236L208 235H213V233L216 231H214ZM23 230V231H22ZM110 230V231H109ZM124 231H126L125 230V228L123 229ZM225 230V231H224ZM8 231V232H7ZM13 231V232H12ZM115 231V232H114ZM122 231V230H121ZM132 230H130V232H131ZM214 231V232H213ZM232 231V232H231ZM10 232V234H8ZM18 232V233H17ZM123 232V231H122ZM133 232H136V231H132V234L134 235L135 233H133ZM12 233H14V234H12ZM114 233V234H113ZM223 233V234H222ZM5 234V235H4ZM128 234H126L127 236H128ZM131 234V233H130ZM130 234H129V236L128 237H130V239H128V237L127 236H125L126 237V239H128V240H131V239H133V238H131V236H130ZM2 235V236H1ZM214 235V236H215ZM5 236H7V237H5ZM114 236V237H113ZM207 236H205V238L207 237ZM125 237H124V239H125ZM208 237H210V236H208ZM218 237H215L216 239L218 238ZM4 238V239H3ZM211 238V237H210ZM210 238H206V239H210ZM123 239V240H124ZM228 239V240H229ZM218 240H219V238H218ZM238 241H240V242H238ZM49 242H50V244H49ZM54 242V243H53ZM72 242V243H71ZM116 242H118V241H113V245L111 244V242H110V244H111V246L112 247H114V243H116ZM121 241H119L118 242V246H126V247H129V245H131L132 243H134V241H122L121 242V244H119ZM125 242H127L129 245H126V243ZM141 242H142V244H141ZM173 242H174V244H173ZM188 242V243H187ZM200 242H202L201 244H200ZM218 242V243H217ZM12 243H13V246H14V244L15 245H19V244H22L23 245V250H22V252L23 253H19V254H17L16 255V253L14 254V252H13V254L11 253V256L9 255V257H8V255H6L4 252H6V250L8 249L9 250V248L11 249V247H9L10 245L12 246ZM69 243H71V246H70V244ZM123 243H125V244H123ZM193 243H194V245H193ZM215 243V244H214ZM217 243V244H216ZM223 243V244H222ZM238 243H240V244H238ZM7 244H9V245H7ZM63 244V245H62ZM64 244H65V248H63V250H62V247L64 246ZM69 245V246H67V245ZM138 244V243H137ZM137 244H136V246H137ZM153 244H155V243H153ZM189 244V245H188ZM197 244V245H196ZM205 244H206V247H205ZM241 244H243V245H241ZM6 245V246H5ZM30 245V246H29ZM41 245V246H40ZM52 245V246H51ZM54 245V246H53ZM117 245H115V246H117ZM147 245V246H146ZM151 245V246H150ZM158 245V244H157ZM199 245V246H198ZM201 245V246H200ZM204 245V246H203ZM216 247H215V246ZM229 245V244H228ZM26 246V247H25ZM29 246V247H28ZM32 246V247H31ZM44 246H46V247H44ZM72 246H73V248L76 250H74V253H73V250H72ZM117 246V247H118ZM160 246H161V249H160ZM185 246V247H184ZM6 247H7V249H6ZM9 247V248H8ZM15 247V246H14ZM52 247V248H51ZM59 247V248H58ZM70 247V248H69ZM153 247V246H152ZM202 247V249H200ZM48 248V249H47ZM54 248H55V250H54ZM67 248H68V252H65L66 250H67ZM143 248L141 249L142 251H143ZM192 248V249H191ZM194 248V249H193ZM204 248V249H203ZM239 248H240V250H239ZM66 249V250H65ZM72 251H71V250ZM83 249V248H82ZM85 249V248H84ZM215 249L217 250V251H215ZM219 249H223L222 250V252L223 253H221V254H219L220 252H221V250H220V252H218L219 251ZM230 249H226V250H230ZM13 250V249H12ZM27 250V251H26ZM47 250H53L52 252L50 251V252H47ZM60 250V251H59ZM190 250V251H189ZM230 250V251H231ZM239 250V251H238ZM10 251V250H9ZM38 251V252H37ZM39 251L41 252V253H39ZM64 251V252H63ZM145 251V252H146ZM162 251V252H161ZM186 251H188V252H186ZM204 251V252H203ZM236 251L237 252H239V253H237V254H239V255H237L236 256ZM29 252H30V254H29ZM35 252V253H34ZM45 252V253H44ZM70 252V253H69ZM86 252V251H85ZM84 252V253H85ZM144 252V251H143ZM185 252V253H184ZM193 252V253H192ZM218 252V253H217ZM251 252H252V254H251ZM4 253V254H3ZM7 253V252H6ZM24 253H27L26 255L24 254ZM58 253H59V255H58ZM73 253V254H72ZM80 254V256H79V254ZM82 253V254H81ZM187 253V255H185ZM202 254V255H199V254ZM235 253V254H234ZM43 254V255H42ZM50 254H52V255H50ZM65 254V255H64ZM78 254V255H77ZM215 254V255H214ZM229 254V255H228ZM254 257H252L251 255ZM253 254H255V255H253ZM258 254V256L259 257H256V255ZM15 255H16V257H15ZM39 255V256H38ZM54 255V256H53ZM57 255V256H56ZM61 255V256H60ZM63 255V256H62ZM220 255V256H219ZM6 256V257H5ZM23 256V257H22ZM32 256V257H31ZM48 256V257H47ZM56 256V257H55ZM66 258H65V257ZM71 258H70V257ZM187 257V260H186V257ZM223 256V257H222ZM232 256V257H231ZM246 256V257H245ZM247 256H249V258L247 257ZM261 256V257H260ZM30 258V259H28V258ZM38 257V258H37ZM45 257V258H44ZM76 257V258H75ZM189 257V258H188ZM192 257L194 258V259H192ZM224 257H226L225 259H224ZM239 257V258H238ZM242 257V258H241ZM243 257H244V260H243ZM250 257H252L251 259H250ZM24 259V260H21V259ZM27 258V259H26ZM41 258V259H40ZM53 258H54V260H53ZM69 258V259H68ZM80 258V259H79ZM196 258V259H195ZM241 258V259H240ZM246 258H248V260H251V262L250 261H248ZM13 259V260H12ZM38 259V260H37ZM43 259H45V260H43ZM58 259H60V260H58ZM63 259V260H62ZM173 259V261H171ZM204 259V260H203ZM215 259H217V261H215ZM223 259V260H222ZM234 259H236V260H234ZM246 259V260H245ZM27 260V261H26ZM30 260H31V262H30ZM37 260V261H36ZM69 260V261H68ZM83 260V259H82ZM174 260H176V261H178L177 263L174 261ZM186 260V261H185ZM192 260V261H191ZM197 260H201V261H197ZM211 260V261H210ZM214 260V261H213ZM231 260H234L233 262L231 261ZM238 260V261H237ZM253 260H255L254 262H253ZM258 260V261H257ZM8 261V262H7ZM29 261V262H28ZM75 261V262H74ZM188 261V262H187ZM197 261V262H196ZM231 261V262H230ZM237 261V262H236ZM241 261V262H240ZM13 262V263H12ZM15 262V263H14ZM59 262V263H58ZM171 262V263H170ZM218 262V263H217ZM248 262H250V263H248ZM51 263V262H50ZM53 263H51V264H53ZM77 264H79V263H77ZM225 264H227V263H225Z\"/></svg>","mask_w":264,"mask_h":264}]
</instances>
